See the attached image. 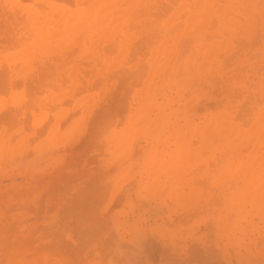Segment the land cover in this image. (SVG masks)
Listing matches in <instances>:
<instances>
[{
	"label": "rangeland",
	"instance_id": "rangeland-1",
	"mask_svg": "<svg viewBox=\"0 0 264 264\" xmlns=\"http://www.w3.org/2000/svg\"><path fill=\"white\" fill-rule=\"evenodd\" d=\"M3 37L4 36L0 35V39H1L0 41L5 40V39H3ZM0 44H2V42ZM71 53H74V52H71ZM71 53H70V55H71ZM57 54L59 56L58 61H56L58 58L56 60L54 59L53 61H51L52 59H50V61H49L44 57L48 64H53V66H54L53 68H55V69H53V68L50 69V70L54 71L53 73H52V71L50 72L48 67H46L47 63L44 62L45 60L43 61V59L39 60L42 63V65H41V63L38 62V64H40V65H37V67L39 68V66H42L43 68H46V70H47V72H49V74L52 73V74L59 75L62 73V75L64 74V76L68 75L67 71L69 70V72H70V70L75 68V65L77 66V62H76V60H74L76 57L75 58L73 57V56H75L74 55L75 53L73 55H71L72 57L70 56L72 58L70 61H72V62H69L70 64H68V67L70 65L74 64V62H76L74 65H72L71 68L70 67L68 68L66 66L67 63L66 64L63 63V62H65L63 58H65L66 55L64 57H62V54H59V53H57ZM60 55H61V58H60ZM49 56L47 57L48 59L51 57V56L50 57ZM55 56H56V52H55ZM67 56H68V54H67ZM53 58H55V57H53ZM68 58H69V56H68ZM68 58H65V60L69 61ZM77 59L81 60L80 58H77ZM92 59H89V57L87 58L85 56L84 60H81V61H84V63H82V65H84V64L85 65L82 66V65H80L81 63L79 62L80 63V64H78L79 66L76 67L78 70L80 68L81 71L80 70L76 71L75 69H73L78 73V76H77V73H73L74 71L73 72L71 71L74 75L76 74L75 76H77L78 78L75 76L73 77L72 76L73 74L69 73L68 76H70V74H71V76H72L71 78H73V80L70 77L68 78V76H65V77H67L68 81L65 80V78L63 79V81H61L62 83L67 81V84L63 83L64 84L63 85L58 80L59 78L60 79L63 78V77H61V75H59L58 78L55 75L52 77L49 75L51 77V80H49L50 77L48 76L49 77L48 80L50 81V82L48 81V84L53 90L47 85V83H46L47 81H45V80H47L46 77L44 80V76H46V75L43 74V77H39L42 75V73H39V74L36 73V72H39V70H40V72H42V70H41L42 67L39 68V70H38V68L36 67L35 64L32 65V67H30L31 70L36 71V69H37L38 71L32 72L29 68L28 71L30 70L32 72V74L30 71L26 72V73H28L32 76L35 74V77L33 76V78H35V79H36V77L39 78L37 83H40L41 85H43L41 82H39V80L40 81L43 80V83H44L43 87L37 83L35 85L34 82H36V81H34V79H33L32 85H33V87L35 85L36 89L38 90V93H40V94L34 93V91L36 89L33 88L34 91L33 90L30 91V92H32V93H30V96L32 98L27 97L28 95H26L27 93H29L28 92L29 89H27V88L32 89L30 83H29L30 87L28 86L27 83H26V86H28L27 88L24 85L25 82H27V81L31 82V80H25V79L19 78V82H18V78L14 77V75L16 74L17 71L14 72L15 73L14 75H11V73H13L12 70H16L15 66H14L15 69L12 68V70L10 67H6L5 65H3V67L0 66V68L1 67L3 68V69H1L3 71L6 68L4 72L0 70L1 71L0 77H2V74L6 73V70H7V72H8V70H11V73H7V75L4 74L6 76L5 78H8V79H5V85H1L2 82L0 83V89H4L2 91L0 90V92H2V93H0L1 94L0 99L1 98L3 99V102L0 101V103H1V106H0V131H2L3 128H7V127H4L6 125H9L8 128L9 127H10V129L12 128L11 130L9 129V131H7V132L6 131L3 132L2 139H1V133H0V139H1L0 144L3 146H5L6 144L8 145V147H6V149L4 148L5 151L3 149V151H4V152L2 151L3 154H2V152H0V239H1L0 240V264H264V208H262V207H264V199H261L259 202L260 197L255 196V197H252L250 199L252 202L250 200L248 201V203L246 202V200L245 201L242 200V203L238 202L239 205L243 204V202L244 203L246 202L247 205L245 204V206H246L245 209H249L247 211L245 210L246 212L243 210V212H245V213H242V211L240 212L241 218L239 215H238V218H240L241 220L236 217L237 215L235 214V212H236L235 208H234V210H232L233 205L236 204L237 199H239V198H236L237 195H234L237 191L235 190L236 192L234 194L232 192H234V189H236L237 186L239 189L243 186L242 182H244L243 180L245 179V178H243L244 176H242L243 173L240 172L241 175H240V173L238 175V173L235 174L236 172H234L232 174L233 177H230V176H232L229 174L230 171H228V170H227L228 172L225 171L229 175L227 174L228 176L225 178L222 176L223 180L220 178L222 180L221 181L222 183L218 182L219 184L218 183L216 184L217 181L213 180L215 182L214 185L216 184L215 186H213V183L211 180L212 185H210V187L213 186L210 190L211 192L209 191L210 193H207V195H205L206 189L205 190L202 189V191H205V193L203 195V193H201L199 191L201 190L200 188H202L201 185L204 186L205 182L208 181L207 180L208 175L211 173H212L211 175L218 174V173L213 172L214 168L213 167L211 168V166H210L211 164L208 167L207 161H209V160H207V159H204V162H206V163H203L202 161L200 162L201 165H199V163H198V165L200 167L203 165L206 166L204 170L207 171L208 169H206V168L210 169V170H208V172L203 171L205 174L208 173V175L206 174L204 176L203 172H202L203 174L200 173L201 175H199V176L203 175L204 176V177L202 176L203 178L200 177L198 179V177L197 178L195 177V181L197 179H198V181L199 180L205 181V182L199 181L198 186L196 184H194L195 181L193 183V179H194L193 175H191L192 177L189 176V177H191V179L193 178L192 180L187 177L188 175H190V173L194 174L195 176H198V174L196 172L194 173V171H191V172L188 171L189 172V174H188L186 172L185 168H183V170H185V171H182L181 166H179L180 164L179 165L177 164L180 167L179 169H178L176 164H174L176 168L171 166L172 169L174 168L173 171H175V172H176V169H178L177 170V171H179L178 174L177 173L172 174V173H174L173 171H171L172 169H170V171L172 172V173H170L168 170L169 168L167 169V167H166L167 165L163 164L162 168H164V165H165L164 170L165 171L168 170L169 173L167 172V175H164L163 173H165V171H162V168H160L163 173L159 175L160 176L159 183H158V177L159 176L155 175V177L153 179V177H151L152 175L150 176L151 173H149V171H146L147 169L144 168V166H142V162H143L142 160L143 159L145 160L146 156H148V154L150 152L149 150H152V149H150L151 146H149V140L147 138V135L150 136L151 134H154L156 132L157 133L154 135H157V137L154 135H152L150 137L148 136L150 138V141H152V142H150V144H154L155 141L153 142V140L151 139L154 136L155 138H153V139H155L157 142H159V147H160V145H161V147L160 148L158 147L159 149H157L158 144L156 145V149H155L156 152L154 151L156 154L151 151L153 153L155 159H152L151 157H149V159H152L149 161V159L147 157V159H148L147 161H149L150 164H151V162H153V161L155 162L156 160H157V162H158V160L160 162L159 157H161V155L159 152L162 151L161 154L166 152L165 150L168 146V144H166L167 142L170 144L168 149H169V151H171L173 149L171 144H174L177 140H180L179 142H177V146L175 145L176 146L175 149L177 150L178 146L181 145L180 149L184 148V149L189 150L190 157H191L190 160L192 162H194L193 159L195 160V155H196L198 160H199V158H201L200 156L203 154L201 151H203L204 154H205V151H206V153H209V151H211L210 153H212L213 148H216L215 147L216 143H214V142H216L217 141L216 139L219 138L218 135L216 136V134H214L215 138L213 137L211 139V141H210V137H209V141L208 140H207V142H206V140L204 141L203 139L204 138L206 139L208 137V135L212 136V135H210V133H212V131H209V130L207 131V129H206V132H205L204 131L205 129L203 130V127L205 125L202 126V125H200V122H199V121L202 122L203 120H201V119H203V118H204V121L207 120V118H205V116L203 114H201L200 111L204 108L205 105H208L211 102L208 99V97L205 95V93H206L205 89L208 88V83L210 81V78L207 77L208 80L205 79L203 82H196L195 83L196 84V91L201 93V94L203 92L205 97L204 96L202 97L201 94H198L197 95L198 100H196V99L192 100V102L194 101L192 103V105L190 103V106L185 107V103L188 104L187 101L190 102V98H194V97L193 96L190 97L189 93H187L186 90H184V88H182L181 90L179 89L180 90L179 91L176 87L172 86L171 84L169 86L167 82H164V79H167L166 77H170V75L172 73L171 68L173 65V59L170 57H164L161 61H155V64L152 67L151 73H149L150 72L149 69H151V65H153V64L148 63L150 65L149 66L147 63L142 61L144 63V66L146 64V66L148 68L149 67L150 68L147 69V67H145V68L143 67L146 70H140V71H145L146 73H145L144 78L138 82V85H139V83L141 84L146 78L148 79L150 76H151V78H149L150 80L148 79V82H149L148 84L145 83L146 85L144 86V89H143V91H144L143 95L141 93L142 90L140 89L141 92L139 94H141V97L145 99V100L143 99L144 101H143V104L141 105L142 101L140 102V104L137 102H139V99L142 100V98L140 96H138L139 98L138 97L136 98V96H135V94L137 95L138 92L140 91V90L136 89L137 88L136 87L137 86L136 81L138 78L135 79V77L134 78L131 77V78H133V80L134 79L136 80V81L134 80V82L136 83L135 84L136 86H134V85L130 86L129 85L130 89H132V90L136 89L137 93L134 92V90L133 91L131 90L132 93L130 92V94H128L129 97H128V95H125L126 94L125 91H120V90H122L123 88H124L123 90H125V88L128 87L127 84L131 83V81H133V80H131V78H130L131 81H129L127 79L129 82L124 84L123 81L121 83H117L118 81L116 82V78H115V77H118V78L120 77L118 75V73H120V72H118V71H120V69H122V67L126 68L125 70L130 69V65L132 63H127V64L118 63V65L116 63L115 66H117L118 71L115 70L116 68L113 69L112 66H111L112 68L111 67L109 68V66L107 67L105 65L104 68L102 67L103 70L101 71V69L96 65L97 62L95 63L93 60L92 63L91 64L89 63V65H88L90 67H92V66L94 67V71L90 72L93 69H91V68L89 69L86 64L88 63L87 62L88 60L91 61ZM168 59H169V61H168ZM170 59L172 60V62L170 61ZM62 60H63V62H62ZM163 61H167L166 63H168V66L170 65L169 71L166 70V69H168V66H167V64L165 65V63ZM58 62L61 65L63 63L64 69L67 68L68 70L66 69L65 72H63L64 71V70H62L63 67L60 68L59 67L60 64ZM33 63H35V61H33ZM43 63H46V64H43ZM56 63L58 64V66ZM143 63H141L142 66H143ZM161 64H163V66L161 68H159V66H161ZM29 65H28V67H29ZM99 65H101V64L99 63ZM125 65H126V67H125ZM4 66H5V68H4ZM33 66H35V67L33 68ZM56 66L58 67V69H56L57 68ZM139 66H140V64H139ZM119 67H121V68L119 69ZM133 67L134 66L131 67V70L132 69L134 70L135 67L134 68ZM17 68H18V71H19V69H21V67L19 68V65L17 66ZM155 68H157V69L159 68V70L156 69L158 71V73H156V74H155V72H156ZM99 69H100V72H98ZM108 69H111L109 71V73H111V74L114 73L115 77H114V74H113V76L111 75V77H107V75H110V74H108ZM112 69L115 70V72L112 71ZM84 70H87V71L89 70V71L87 73V72H84ZM125 70H124L125 73L124 72L123 73L125 75H127ZM140 71H139V73H140ZM43 72H45V70H43ZM80 72H82V74H84V73H87V74H84L82 76V74ZM94 72H95L96 76L94 75ZM102 72H103V74H105L107 72V74L103 75ZM116 72H118V73H116ZM127 72H128V70H127ZM136 72H138V71H136ZM91 73H92V76L90 75ZM121 73H122V71H121ZM134 73H135V71H134ZM152 73H153V75H152ZM23 74H24V72H23ZM130 74H131V72H130ZM20 75H21V73H18V77ZM30 75H27V76H29L31 78ZM85 75H87V76H85ZM156 75H159V76H156ZM165 75H167V76H165ZM89 76L91 78H89ZM132 76H135V75L132 74ZM92 77H93V79H92ZM121 77H123V76L121 75ZM121 77H120V79H121ZM136 77H137V75H136ZM24 78H26V76ZM40 78H43V79L41 80ZM52 78H53V80H52ZM97 78L101 79V80H98ZM109 78H112V79H109ZM123 78L125 81L126 76ZM186 78H187V76H186ZM78 79H80V80H78ZM88 79H90V81ZM94 79H96V80H94ZM156 79L159 81L156 82ZM3 80H4V77H3ZM20 80H21V82H20ZM56 80H58L59 82L58 81L55 82ZM71 80L72 81L77 80L79 83L77 81H75L74 83H78L76 86V84L71 83L72 82ZM13 81H14V83H12ZM91 81H95L97 83H93ZM119 81H121V80H119ZM68 82L71 83V85H68ZM87 82H89V85H91V86H87ZM16 83H17V85H15ZM18 83L20 85L22 83L23 84L21 86H19ZM84 83H86L85 84L86 87H85ZM101 83H103V84H101ZM116 83H117V85H116ZM122 83L124 84V86H122L123 85ZM151 83H152L151 88H149V90H147L148 87H150L149 85ZM166 83H167V85H166ZM203 83H205V86H207V87H205L203 85V87H205V89L202 88L201 84H203ZM2 84H4V83H2ZM56 84L58 86H61V87H59L60 90H58L59 88H57L58 86H56ZM119 84H121V85H119ZM132 84H134V83H131V85ZM81 85H83V87L85 89L83 87H81V89H79ZM92 85H94V86L92 87ZM104 85H106V86H104ZM125 85H127V86L125 87ZM158 85H159V87H161L160 88V89H162L161 91L158 90L159 89ZM15 86L19 87V89L18 88L16 89ZM24 86H25L26 90L23 88ZM103 86H104V88H103ZM162 86L164 88L167 87V88H165L166 90L163 89ZM53 87L56 89H54ZM75 87L77 88L78 93L80 92L79 90H82V89L86 93L82 91L83 93L82 92L79 94L77 93V95L75 97H72L74 95L71 96V93H72L71 90H73V89L75 90L76 89ZM87 87H88V89H90L89 87H91V90L86 89ZM138 87L143 88L142 84ZM42 88H43V91H42ZM169 88L172 90V91L170 90V92H173V93H175V90L177 89L176 93L174 94L175 97L173 96V93H171V94L169 93V91H168ZM10 89H11V91H10ZM67 89H68V91L65 92ZM6 90L8 91V93L6 92L7 94L5 93ZM37 90H36V92H37ZM118 90L120 91V93L123 92L125 96L119 95ZM20 91H21V93H19V96H20V94H22V91L24 93H25V91L27 92L24 95L22 94L23 97H20L19 98L20 100L17 98L19 96H16V99H18L20 103L17 100H14V101L12 100V102L10 101V103H12V104H10L9 99H8V101L5 100V98H4L5 94L8 95L9 93L12 92V94L15 95V94H18V92H20ZM99 91H101V92L98 93ZM155 91H156V94H158L159 92L160 93L158 95H156L154 93ZM58 92L60 93V95L57 94ZM75 92L73 91V94ZM149 92H151V96L149 95L150 94ZM51 93L52 94L55 93L54 94L55 96L52 95ZM62 93L64 96H62ZM67 93H69V94H67ZM88 93H90V96L92 97V99H90L91 97H89V99L91 100V103H90V100L88 99L87 102L89 101V103L84 102L85 103L84 104L82 102L83 103V104H81L82 106L76 108V109H78V111H76V109H74V108H71L73 103L75 104V100H78V98L81 97L82 95H84V96H82L84 99V97H86L85 95ZM168 93H169V95H171V97L168 95ZM31 94H33V95H31ZM50 94H51V96H53V98L51 97L52 99L50 98V101H49L48 96H50ZM56 94L58 96H56ZM92 94H94V96ZM145 94H146V96H145ZM152 94H154V95L152 96ZM161 94H163V97L164 96L167 97L166 101L164 99L165 97L162 99ZM166 94H167V96H166ZM132 95L134 98L132 97ZM9 96L10 95H8V98H9ZM36 96H37L38 101H36V99H35ZM56 97H57V100H56ZM120 97L124 98V101L122 99L120 100ZM148 97H151V98H148ZM154 97H156L157 99ZM172 97H173V99H172ZM113 98L115 101L113 100ZM117 98L120 100V102L122 101L121 105L122 104L124 105L126 103V106L124 105L125 112L131 111L130 112L131 115H132V113L137 111L136 109H141L144 106L147 109L149 108L148 111H151L149 113H148V111H144V109H143L144 112L142 111L143 114L148 115V116H146L147 120L146 119L143 120V118H142L143 114L141 115L142 119L138 117L139 119L137 118L138 120H135V116L132 119L130 118L131 120H133V119L135 120V121L134 120L132 121L133 123L128 118V121L130 122V124L132 123L131 126H130L129 122L125 120L124 122H128V124L126 126L129 127L130 130L132 128H135V129H137V127L139 128L140 124H142V122H145V120L149 121V122L150 121L154 122L151 124L149 123L150 125L147 124V125H149L147 127L143 126L145 129L147 128L146 132L142 130L143 131L142 133L137 134L138 135L137 139H139L141 142L136 140L137 144H135V142H134V138H136L135 135L131 136V138H129V139L127 137V141L128 140L130 141L133 138V140L130 141L128 143V145H127V142H125L126 138L124 139V143L127 145L126 146L127 150L124 149L125 147L123 148L125 151L124 152L125 154L121 153L122 152L121 148L123 146L121 147L119 145L120 148H118V146L115 148V146L117 144H119L118 139H117L118 137L116 138V137L111 136V132H112L111 126H113V128L116 130L118 128H121L122 126H125L122 119L124 120L129 116L128 113L126 114L124 112L123 108H121V110L118 109L119 112L117 110H115V109H117V108H115V107H117L116 104L119 101ZM131 98L133 99V101ZM169 98H171L173 100V102ZM6 99H7V96H6ZM26 99L27 100L33 99L31 101H35V102H32L35 105L33 106L32 103H29V105H30V107H29ZM44 99H46L49 102V104L47 101H45L46 104H44V102H43ZM69 99H70V101H68ZM106 99H107V101H106ZM178 99L180 101H178ZM41 100H43V101H41ZM79 100H81V98H79ZM112 100H113V102H112ZM161 100H163V101H161ZM169 100L172 103L169 102ZM4 101L6 103H4ZM60 101H61V103H60ZM63 101H64V103H63ZM196 101H198V102H196ZM28 102H30V101L28 100ZM146 102L148 104H146ZM165 102H166V106H164V108H163V105L165 104ZM181 102H183V104ZM36 103H38V104L36 105ZM177 103H179L180 106L182 104V106L180 107L179 104H177ZM112 104L114 105L113 109H112V106H113ZM137 104H139L141 106H139ZM193 104H195V105H193ZM7 105L10 106V108ZM38 105L40 107H38ZM106 105L107 106L112 105V106L110 109H109V107H107L108 109H106L105 108ZM136 105L138 107L135 108L134 109L135 111H134L133 108ZM155 105L157 107V110L154 109ZM24 106H26V107H24ZM42 106H44V109L48 108L47 109L48 111L42 109ZM56 106H57V108H56ZM67 106L70 107V111H69ZM151 106H154L153 111L150 110ZM160 106H161V108H160ZM195 106L197 109L194 108ZM166 107H167V109H166ZM191 107L194 109H192ZM63 108H65V109H63ZM146 108H145V110H146ZM169 108H170V111L168 110ZM190 108H191V110H190ZM198 108H200L201 110ZM11 109H12V111H11ZM23 109H25L26 112ZM61 109L65 112L61 111ZM71 109H73V110H71ZM103 109L108 110V111L103 112ZM30 110H34V111H30ZM43 110L45 112H47V113H45L47 116L43 115L42 118H38V120L36 122H33V120L35 119V118L33 119V116L36 117L40 113L39 117H41L43 112H40V111H43ZM53 110H54V112H56L55 110H58L56 113H60L59 112V110H60L64 114L62 117H60V115H58L60 117L59 119L55 118L56 116L53 117L54 116ZM110 110H112V111L110 112ZM114 110L117 114H115ZM132 110L134 112H132ZM27 111L30 112V114ZM66 111H67V113L70 112L71 115H74V116H71L70 113L67 114ZM100 111L102 112V114ZM140 111H138V112L140 113ZM160 111L167 112V113H164V112L161 113L159 116L160 118L162 116H163V118H165L164 117V116H166L165 114H167V115L169 114L168 116L170 118H168V116H166V118L164 120L161 118L162 121H166L167 123L166 122H160V120H159L160 118L156 117L157 116L156 112L158 113ZM191 111L193 112L192 115H191V113H192ZM8 112H12V114H9ZM31 112H33L34 114L32 113L33 115H31ZM48 112H49V115H48ZM99 112H100V115H103V118L105 117L103 113H105V115L108 114L107 116L111 117V118L109 117L110 118L109 122H111V124L114 122V125H109L108 123H106L109 125L110 128H108V131L106 129V132L103 131L104 132L103 134L106 133L105 136L99 137L100 141H102V143H103V141H106L101 146L103 149L102 151L100 150V147L96 148L97 146H99L101 144L95 143L96 144V146H95L92 143V140L95 138H93L92 140L90 139L91 138L90 134L94 135L92 132L93 130L91 131V128L93 127V129H95V128H98V126L97 127L93 126L94 122H92V126L90 128L89 124H91V121H93L94 118H97V117H99V119H100V117L102 118V116H100V115L98 116ZM153 112H154V114H153ZM22 113H24V114H22ZM111 113H112V115H109ZM119 113H120V115H118ZM123 114H124V116H123ZM179 114H182V115H179ZM200 114H201V116H203V118L200 116ZM11 115H13L14 117ZM23 115H26V118H23L24 117ZM85 115H86V117H85ZM90 115H91V117H90ZM96 115H97V117H96ZM145 115H144V117H145ZM183 115L185 116V118L182 117ZM197 115H199L200 117ZM81 116L84 118H82ZM107 116H106V118L108 119ZM154 116L156 117V120H155ZM171 116H173V118ZM191 116L196 117L199 121L194 117L191 118ZM77 117L80 119V121H81V118H82V120L84 119L85 121H81V122L79 121V123H78L77 122L78 120L76 119ZM123 117H125V118H123ZM4 118H5V120H4ZM74 118L76 119V122H77L75 129H77L78 132L75 131L76 132L75 133L73 130L74 134H70V135H72L73 138L75 135V139H74L75 141L72 142L73 138L71 136L70 139L72 141L70 139H69V141H66V142H68V144L66 145L65 151H63L62 147H64V144H66L64 141V139H65L64 137L67 135L66 134L67 131L64 132V130L69 127V124H71L70 126L73 127L72 124L76 123L74 121L75 120ZM92 118H93V120H92ZM175 118H177L178 120H176ZM46 119H47V121H46ZM63 119H65L66 122L62 126H60V122H62ZM105 119H103V121ZM111 119L114 121L112 122ZM148 119H150V120H148ZM157 119L159 121H157ZM179 119H182V120L186 119V120L184 122V121H181ZM190 119H192V120H190ZM194 119H195L196 123H194L195 122ZM139 120H141L140 124L137 122ZM174 120H175V122H174ZM72 121H73V123H72ZM100 121H101V119H100ZM100 121H98V122L100 123ZM171 121H173V125H172ZM177 121H179V123L181 125L183 124L182 126H184V127L189 128V126L190 127L195 126V127H191V130H192V128H194L196 130V128H198L196 125H200V128H198L197 130L198 131L202 130V131H200V132L196 131L197 132L196 135H198L199 133L200 134H202L204 132L205 133L202 136L198 135L195 137L193 134L196 132L193 129L194 133L191 132V134L192 133L193 134L188 135V133H190V131L188 133L186 131H182L184 127L182 128V126ZM1 122L3 123L4 126L2 125ZM53 122L56 123L54 125H56L57 127L56 126H54V127L58 128L57 130L60 131V134H62L63 132H64L63 134H65L64 137L62 136L63 135L62 134L61 139L59 138L60 139L59 141L61 142L63 140L62 141L63 143H60L59 141H57V142L53 141L54 142L53 143L51 141L53 139L50 140V138L46 139V137H45L46 134L47 135L50 134L48 132H49V128L53 126ZM58 122H59V124H58ZM83 122H86V123H83ZM136 122L138 123V125L136 124ZM198 122H199V124H197ZM33 123H34V126H33ZM95 123H97V122H95ZM102 123L104 124V122H102ZM159 123H160V125H158ZM161 123L162 124L164 123V126H163L164 130H162L160 127ZM170 123L172 125V128H169V127H171V125H169ZM174 123H176L177 125L179 124V126H177L176 124L174 125ZM189 123L191 125H189ZM87 124H88L89 129L86 128ZM119 124L121 126H119ZM204 124H206V123L204 122ZM95 125H97V124H95ZM108 125H107V127H108ZM132 125L135 127H132ZM168 125H169V127H168L169 129L166 127ZM101 126L103 127L102 124H101ZM116 126H118V127H116ZM151 126H152V128H156L155 126H157V128H159V130L157 129L158 131H155L154 133H152L151 132V130H152ZM175 127H177V128H175ZM174 128H175V130L178 128L181 129V130L179 129L180 131L178 130L179 134L183 133L182 135H184V133H186L185 136L189 137V138H185V137L184 138L189 139V140H185L187 142H190L189 144L187 143L189 145V147H186V146H188L186 144V142H184V143L181 142L184 140H182V137H181V139H179L180 138L178 136L179 134H177L178 133L177 130L174 131ZM188 128H185L184 130H186ZM85 129H87V130H85ZM99 129H101V128H99ZM135 129H133V131ZM14 130L17 133L16 132L14 133ZM101 130H105V128L101 129ZM139 130H138V133H139ZM149 130H150L151 134L147 133V132H149ZM160 130H162V132H159ZM166 130L167 131L170 130L169 132H171V133L174 132L173 136L171 135V133L167 132L168 135H171L173 137L172 139L175 138V133H176L177 140H176V138L174 139L175 141H171V140L167 139L168 136H167ZM188 130H190V129H188ZM90 131H91V133H90ZM135 131H137V130H135ZM135 131H134V133H135ZM95 132L98 133L97 131H95ZM107 132L108 133L110 132V136H111L110 139L109 138L108 139L103 138V137H107V134H108ZM144 132H145V134H144ZM207 132H209V134ZM146 133H147V135H146ZM213 133H215V132H213ZM103 134H101V135H103ZM129 134L132 135L133 133H129ZM158 134H160V135H158ZM139 135H141V137ZM143 135L146 137H144ZM163 135L164 136L166 135L167 138H164ZM48 136L50 137V135H48ZM78 136L81 137V139H79ZM94 136H97V134ZM114 136H116V134ZM161 136H163V137L161 138ZM171 136H169V137H171ZM192 136H194V138L196 140H194V138ZM143 137L148 141L147 143ZM190 137H192V139ZM198 137H200V139ZM11 138L13 139V141ZM44 138H45V140H44ZM115 138L117 141L116 143L114 142ZM163 138L165 139L164 141H163ZM17 139L21 142V144L19 141L18 142L16 141ZM89 139L91 140V143H90V141H88ZM119 139H120V137H119ZM122 139H123V137L119 141L120 142L122 141V143H123ZM158 139H160L162 142L158 141ZM97 140L98 139L96 138V141L95 140H93V141L97 142ZM144 140H145V142H144ZM166 140H168V141L166 142ZM214 140H216V141H214ZM4 141H6L5 145H4ZM169 141H171V142H169ZM201 141L202 142L204 141L205 143L204 142L203 143L207 144V146L205 145V149H202L199 153L198 150H200V147L201 148L204 147V146H202L204 144L201 143L199 149L197 150V146L200 144ZM262 141H264V135H262V134L260 135V133H259V135H256V137L252 140V143L255 144L254 147L255 148L257 147V149H256L257 155L259 152H261L260 154L264 153V144H262L264 142H262ZM50 142L52 143L51 145H53L54 148H53V146L51 147ZM70 142H72V143H70ZM192 142L195 143V145ZM197 142H198V144L196 145ZM14 143H15V146H14ZM55 143L56 144L60 143L62 146L59 144V147H58L57 145H55ZM108 143L109 144L112 143V146L109 145ZM138 143L141 145H139ZM181 143L186 148L182 147ZM48 144H49V146H48ZM147 144L149 146V150H148V148L145 149V147H147L146 146ZM164 144H166L167 146L165 147ZM191 144H193V146ZM154 146H155V144H154ZM111 147L115 148L116 151H118L117 148L120 149L121 151L120 150L119 151L123 155L121 156L120 153L116 152L117 156L114 155L116 158L112 159L114 157H112L111 153L113 152L112 150H114V149L110 150ZM128 147L131 150L128 149ZM136 147H138V148H136ZM141 147H143V148H141ZM162 147H165V149L163 148L160 151V149ZM191 147H192V150H191ZM194 147H195V149H194ZM18 148H20V149H18ZM134 148H136V149H134ZM244 148L246 149V147H244ZM108 149L112 152L108 151ZM184 149H181V150H184ZM245 149H243V147L242 148L240 147V149L238 148L237 150L235 149V151L233 150L234 151V152L232 151L233 153L229 152V155H228V153H224V154L219 153V156H221V154H222V155H225V157H226V159H225L223 156H221L220 160L218 159L219 161L217 159L214 160V158H216V157L212 158L213 154H214V156L218 155V153H216L217 151L215 152V149H214L212 156L210 155L209 158H212V160L214 162L215 161L217 162V163H214L210 159V161L213 162V164H214L213 166H216V168H215L216 171L220 172L221 171L220 168L222 169V166H223L222 163L225 164V161H227V163H229L228 165H231V164H233V162L237 163L236 161H239L241 159L245 158L244 160H246L248 152H246L247 150L245 151ZM128 150H130V151H128ZM176 150H174V151H176ZM187 150H185V151L187 152ZM190 150L191 151L194 150V151L191 152ZM195 150H197L198 154L195 153V155H194ZM137 151H139V153ZM143 151H144V153L146 151L145 155H144ZM169 151L167 150V152H169ZM178 151H179V149H178ZM183 152L184 151H181L182 154H183ZM181 153L179 152L177 155V158L179 157L178 159H180V160H181L180 156L182 155ZM192 153L194 156L192 155ZM126 154L129 157H127ZM157 154H159L160 156L158 155V157H156ZM168 154H167V156H168ZM170 154H169V156H170ZM179 154H181V155L179 156ZM186 154L187 153L183 154L182 159L185 158L184 155H186ZM250 154H251V152H250ZM124 155H125V157H124ZM173 155L175 158V154H173ZM173 155L171 154V156H173ZM207 155H205V156H207ZM150 156H152V155H150ZM169 156L167 158H166V155L163 156L167 160V162H168V159L170 161V158H172V157L169 158ZM188 156H189V154H188ZM192 156L194 158H192ZM241 156L244 158H241ZM260 156H262V155H260ZM260 156H259V160L257 159L258 161L257 160L254 161V159H250L251 163L254 162L253 163L254 165L252 164L253 165L252 166L250 164V166L252 168H254L255 171H256V168H257V171H259L258 166H259V168L260 167L264 168V166H260V165H262L260 163L264 162L261 160L264 158L260 159ZM110 157L112 159L111 160L112 162H110V160H109ZM123 157L125 158L124 159L125 161L123 160ZM187 157L185 159H188ZM204 157H202V158H204ZM222 157L224 158L223 159L224 162L221 160ZM139 158H140V160H139ZM157 158H159V159H157ZM126 159H128V160H126ZM165 159H164V162H166ZM178 159H177V162H178ZM237 159H239V160H237ZM198 160H196V161H198ZM200 160H203V159H200ZM120 161L123 163H121ZM147 161H145V162L147 163ZM174 161L175 160H173L172 162H174ZM182 161L183 160H181V162ZM187 161L188 160L183 161V162H185L184 163L185 167H186V165L189 166L192 163L191 161L190 162L188 161L189 163ZM260 161H262V162H260ZM136 162H137V164H134ZM145 162H144V164H146ZM195 162H194V165L196 164ZM218 162H220L219 165H218ZM149 163H147V164L149 165ZM161 163L162 162H160L159 163L160 165L157 166L158 169H156V168L154 169V167L152 168L150 165V167H151V168H149V169H151L150 171L153 172L152 169H154L155 171L159 170ZM108 164L110 165L109 168H108ZM133 164H134V166H133ZM139 164H141V165H139ZM153 164L155 166V164L157 165L158 163H152V165ZM181 165H182V163H181ZM191 166L192 165H190V167ZM197 166H196V168H197ZM199 166H198L199 169L198 168L196 169V171H198V172L203 170ZM204 166H203V168H204ZM142 167L144 168V170ZM168 167H169V165H168ZM190 167H189V169H192ZM228 167L230 168V167H234V166L232 165V166H228ZM124 168L126 169V171ZM223 168L225 170V165ZM229 168H227V169H229ZM261 168H260V170H264ZM189 169H187V170H189ZM194 169L195 168H193L192 170H194ZM200 169H202V170H200ZM121 171H122V175H120ZM124 171H125V173H124ZM142 171H144V172H142ZM250 171H251V169H250ZM145 172H148L149 175L146 174ZM182 173H186L187 175L185 176V174H182ZM169 174H172V175H169ZM176 174H177V178H178V176H180V177L185 176V178L187 177L186 179H189V180L188 181L184 180V181L190 183V180H191V183H193V185L196 187V189H194V191H191V189L193 190V188H195V187L192 184L189 185V183L183 184L184 183L183 180L181 181V182H183L182 183L183 188H182V185H181V187H179L178 186L179 179L181 180L182 178L177 179ZM141 175L142 176L145 175V176H143L145 179H143L141 177ZM223 175L226 176L225 173ZM218 176L220 177V175H217L216 177H218ZM162 177H165V179ZM167 177H168V179H167ZM209 177L212 179L211 176H209ZM216 177L214 176L213 179H215ZM239 177H240V179H239ZM127 178H128V180L126 182H124L123 180H126ZM205 178H206V180H204ZM210 178H209V181L207 182L209 184H211ZM162 179H164V182L162 181ZM175 179H176V181L178 180L176 183L177 185L174 182ZM238 179L240 180L239 183L237 182V181H239ZM262 179H264V178H262ZM169 180L173 181L171 183L172 184L171 187L169 184L170 183ZM216 180H218V179H216ZM235 180H236V182H235ZM253 180L254 181L250 180L249 183L252 182L254 184L255 179H253ZM121 181H123V183ZM167 181L169 183H167ZM137 182L140 183L141 185L138 184ZM149 182H152L153 186H155L157 184H159V185L152 188V185ZM160 183H161V185H160ZM252 183L250 184L251 186L253 185ZM261 183H264V181H262ZM163 184H164V190H162V188H161V187H163ZM209 184H207V185H209ZM186 185L189 186L188 188H190V191L193 195H197L199 193L202 194L203 197H201V195H200L199 200H202L200 202H202L203 206L206 208L207 212H205V208L202 206L204 208V209L203 208L202 209L204 210V212L206 214H204L203 211H201L202 210L201 209L202 204L198 203L199 200L195 199L196 203L193 202L194 201L193 198H195V196L192 197L193 195L190 194L189 196H191V197H189L187 194H183L186 191L188 194L190 193L188 191V189H186L187 188ZM125 186H127V187H125ZM134 186H136V187H134ZM149 186H150V188H149ZM184 186L186 188H184ZM218 186H219V188H218ZM233 186L234 187L236 186V187L233 189ZM146 187H148V188H146ZM167 187L171 188L170 189L171 192H170L169 188H167ZM220 187H223V188H220ZM261 187L264 188V184H262ZM128 188H130V189H128ZM132 188L134 189L133 190L134 193H132L133 192L131 190ZM151 188H152V192L155 191L154 193H152V192L150 193ZM172 188H173L174 192L176 190L177 194L181 197L183 196L182 198H184V199H182L181 197H180L181 200L178 199L179 197L176 198L177 194L175 193L176 194L175 199L177 201L178 200H180V201H178V202L174 201L175 199H173L171 196V195H174V192H172ZM213 188L216 190H219L218 193L220 192V189H222L224 192L221 191L218 194L216 190L215 191L213 190ZM125 189H126V191H124ZM138 189H139L141 195L139 194V191H135ZM148 189H149V191H148ZM185 189H186V191H185ZM141 190H142V192H141ZM129 191L131 193H129ZM158 191H160V193ZM161 191H164V192L161 193ZM182 191H183V193H182ZM180 192H181V194H180ZM194 192H196V193L199 192V193L196 194ZM207 192H208V189H207ZM240 192L241 191H239V193ZM126 193H128V195ZM157 193H159L160 199L158 198L159 196ZM170 193H173L170 195L171 197L169 196ZM227 193L228 194L232 193L234 195V197L236 198V200H235L236 202L235 201L229 202L230 197H232L233 195L229 194L230 196L228 198V197H226ZM166 194H168L169 197ZM208 194H210V195H208ZM224 194H225V196H224ZM126 195L129 198H127ZM185 195L187 197H189L190 199L185 198L186 197ZM212 195H214L215 198H217V199L220 196L221 197L219 199V202L216 199L217 203L215 205V207H216L215 209H217V210H213L216 214V217H213V216H215V215H213V216H211L212 217V219H211V217H209V216L211 215L210 212L212 210L209 211L208 209L209 208L214 209V206H213L214 205V202H213L214 196L212 197ZM163 196L164 197L167 196V197L165 199H163ZM204 196L206 198H204ZM197 197H198V195L196 196V198ZM232 198H231V200H232ZM240 199H242V198H240ZM240 199L238 201H240ZM255 199L258 200V202ZM169 200H173V201H169ZM183 200H185V201H183ZM157 201L159 202L158 204H157ZM208 201L210 204L208 203ZM160 203H161V205H160ZM189 203H192L193 205H191V204L189 205ZM206 203H207V205H206ZM211 203H213V205H211ZM126 204H128V206ZM165 204H167V205H165ZM195 204H197V206L199 204L200 208L197 207ZM217 204H219L218 206L221 205V207H218L219 209L217 208ZM248 204H250V208H249ZM188 205L190 207H188ZM239 205L237 206L238 208H239ZM240 206H242V205H240ZM207 207H208V209H207ZM231 207H232V209H231ZM227 208L228 209L230 208L231 211L234 212V215H232V212L230 210L227 213V211H228ZM183 209H184L185 214L189 212V214H191V215H189V214H186V215L183 214V216L179 215V213L180 214L184 213V212H182ZM223 209L224 210L227 209V210H225L227 215L225 216L224 220H222V218L219 219L220 216H219V214H217L218 211H222ZM139 211H142V213ZM191 212L197 213V215H196V213H195V215H193L196 217V219H195V217L192 216L193 213H191ZM209 213H210V215H209ZM244 214H245V216H243ZM250 215H251V217H250ZM189 216L191 218L190 220H189ZM184 217L187 218L188 220L185 219ZM147 218H149V219H147ZM171 218H173V219L171 220ZM179 218H180V222H177V223H180V224L178 226L176 221H179ZM201 218H203L202 219L203 223L201 222ZM214 218H216V219H214ZM233 219H236L237 221L233 220ZM194 220H196V221L198 220L197 223H195ZM219 220L221 222V225L223 224V222L226 223V225H227L228 221L230 224V222L232 220H233V222H231V223L233 224L236 221V224H233V225L228 224L229 229H227L225 224H224L225 227H219V224H220V223H218ZM246 220L249 221V223H247L249 225H247L248 227L245 230V227H246L245 221ZM186 221H188L189 223H186ZM174 223H176V225ZM173 225L176 226L175 230L173 229L174 228ZM213 228H214V231H213ZM210 229H211V231H209ZM171 230H173V231H171ZM168 231H170L172 233L169 232V234H168ZM209 232H211V233H209ZM212 232H213V234H212ZM244 232H245V235H244ZM210 235L213 238H211ZM217 235H218V237H217ZM216 237L218 239H215ZM249 238H250V240H249Z\"/></svg>",
	"mask_w": 264,
	"mask_h": 264
},
{
	"label": "bare ground",
	"instance_id": "bare-ground-1",
	"mask_svg": "<svg viewBox=\"0 0 264 264\" xmlns=\"http://www.w3.org/2000/svg\"><path fill=\"white\" fill-rule=\"evenodd\" d=\"M0 35H2V36H4L3 37V39H5V40H3V41H0V43L2 42V44H0V66H2L3 67V65H5L6 67H10L11 68V70H12V68L13 69H15L14 68V66L16 67V70H12L13 71V73H11V70H8V72H7V70H6V73H4L5 75H7V73H11V75H14L15 73L14 72H16V74L14 75V77H17L18 78V82H19V78H21V79H25V80H31V82H29V81H27V82H25V86H26V83L28 84V86L30 87V85H31V87H32V89L31 88H27L28 86H26V88L27 89H29V93H27L26 91H25V93H27L26 95H28L27 97H30V98H32L31 96H30V93H32V92H30L31 90H33V88L34 89H36V87H35V85H36V83L38 82V77H36V79L35 78H33V76L35 77V74L32 76V75H30V74H28V73H26V72H29L30 70H31V68L30 67H32V65H36V67H37V65H40V64H38V62L39 63H41L39 60H41V59H43V61L45 60V58L47 59V60H49L50 61V59H52L51 61H53L54 59L56 60L59 56H58V54L57 53H59V54H62V57H64L65 55V58H68V56H69V58H68V60L69 61H67V60H65V58H63L64 59V61L65 62H63V60H62V62L64 63V64H66L67 63V67H68V64H70L69 62H72V61H70L72 58V56L71 55H73L74 53V55L75 56H73L75 59L74 60H76V62H77V66H79L78 64H80V65H82V63H84V61H81V60H84V58H85V56L88 58L89 57V59H92L91 61L90 60H88L86 63V65L88 66L89 65V63L91 64L92 63V61L94 60V62L96 63V65L101 69V71L103 70L102 69V67L104 68L105 67V65L108 67L109 66V68L112 66L113 67V69L114 68H116L115 70L116 71H118V69H117V66H115L116 65V63H117V65H118V63H123V64H127V63H132L131 65H130V69H127L128 70V72H127V70H125L126 68H123L122 67V69H120L121 67H119V69H120V71H118V72H120V73H118V72H116V73H118V75L121 77V75L123 76V77H125L126 76V79H125V81H124V78L123 77H121V79H120V77L118 78V77H115V74H114V77L116 78V82L117 83H121L122 81H123V83L124 84H126L127 82H129V81H131V80H133V78L135 77V79H137V81H136V83L134 82V80L133 81H131V83H134V84H132L131 85V83H128L127 85H128V89L127 88H125V90H123L122 88V90H120V91H125V95H128V94H130V92L132 93V91L134 90H132V89H130V86H136L137 88L136 89H138V90H142V92H141V90L138 92V94L141 92L142 93V95H143V93H144V91H143V89H144V86L146 85V84H148L149 82H148V79L149 78H151V76L147 79H145L141 84H142V86H143V88L141 87V88H139L138 86H140L141 84L139 83V85H138V82L141 80V79H143L144 78V76H145V71H140V70H146V69H144L145 67H147L146 66V64H145V66H144V63L142 62V61H144L145 63H152L153 65H151V69H149L148 67H147V69H149V73H151L152 71V67L154 66V64H155V61H161L164 57H170V58H172L173 59V65H172V68H171V75H170V77H166L167 79H164V82H167L168 83V85L170 86V84L172 85V86H174V87H176L178 90L180 89H182V88H184V90H186V92L187 93H189V95H190V97L191 96H193L194 98H190V102L189 101H187V103L188 104H186L185 103V107H187V106H190V103H191V105H192V103L194 102H192V100H198L197 99V95L198 94H201V93H199V92H197L196 91V82H203L205 79H207V77L208 78H210V81H209V83H208V88L207 89H205V87H207V86H205V83L207 82H205V83H203V84H201L202 85V88H204L205 89V91H206V93H205V95L208 97V99L211 101L210 102V104H208V105H205L204 106V108L201 110L200 108H198V109H200L199 111L201 112V114H203L204 116H205V118H207V120H205L204 121V118H203V116H201V114H200V116L203 118V119H201V120H203L206 124H204V122L202 121H199L196 117H194V116H191V118H196L199 122H200V125H202V126H204L203 127V130L206 132V129H207V131L209 130V131H212V133L213 132H215V133H210V135H212V136H209L208 135V139L206 138H204L203 140L205 141L206 140V142H207V140L209 141V137H210V141H211V139L214 137L215 138V135L214 134H216V136L218 135V139H216V140H214V141H216V142H214V143H216V145H215V147L216 148H213V150L215 149V152L216 153H218V155L217 156H214V154H213V150H212V153H210L211 151H209V153H206V151H205V154H204V152L203 151H201L202 149H205V145L207 146V144H204L202 141L200 142V144L197 146V150L199 149V147H200V145H201V143H203L204 145H202V146H204V147H200V150H198L199 151V153H200V151L203 153H201L202 155L200 156L201 158H199V160L200 159H203V160H198L197 159V157H196V155H195V153H197V150H195V152H194V155H195V160L193 159V161L195 162L196 160H198V161H196L195 163V165L197 166L198 165V163H199V165H201V161L203 162V163H206V162H204V159H207V160H209V161H207V163H208V167H209V165L211 166V168L213 167L214 168V170H213V172H215V173H218V174H213L215 177L217 176V175H220V177L218 176V177H216L215 179H213V175H211V174H209L208 175V173H206L207 175H208V177H207V180L209 181V176H213L212 177V179L210 178V183H211V180H212V183H213V186H215L218 182H221L222 180H223V177L225 178V177H227L229 174L230 175H232L234 172H236L235 174H237L238 173V175H239V173L241 172V173H243V175L242 176H244L243 178H245L243 181L244 182H242L243 184V186L239 189L238 188V186H237V188L236 189H234L235 187L233 186V189H234V192H232L234 195H237L236 196V198H242V199H240V201H238L239 199H237V202L235 201L236 200V198L234 197V195L231 193H229L230 195H233L232 197L234 198H232V197H230V201L229 202H231V201H235L236 202V204L238 203V202H240V203H242V200H246V202L248 203V201L252 198V197H255V196H257V197H260V199H259V202H260V200L261 199H264V188H262L261 187V185L262 184H264V183H261L262 181H264V179H262V178H264V170H260V168H259V166H258V170L259 171H257V168H256V171L254 170V168H252L251 166H250V164L252 165L253 163H251L250 162V159H254V161L255 160H259V156L260 155H262V156H260V159L261 158H264V153H262V154H260L261 152H259L258 153V155H257V152H256V149H257V147L255 148L254 146H255V144L254 143H252V140L256 137V135H259V133H260V135L262 134V135H264V0H0ZM2 38V37H1ZM1 40V39H0ZM55 52H56V56H55ZM71 52H74V53H71ZM53 53V54H52ZM66 53V54H65ZM70 53H71V55H70ZM67 54H68V56H67ZM51 57H50V56ZM88 55V56H87ZM50 57L49 59L47 58V57ZM71 56V57H70ZM45 57V58H44ZM53 57H55V58H53ZM82 57V58H81ZM92 57V58H91ZM60 58H61V55H60ZM77 58H80L81 60H79V59H77ZM59 60V58L56 60V61H58ZM33 61H35V63H33ZM90 61V62H89ZM168 61H169V59H168ZM170 61L172 62V60L170 59ZM37 62V63H36ZM44 62H46V60L44 61ZM61 62V63H62ZM76 62H74V64L76 63ZM80 62V63H79ZM164 63H165V65L167 64V66H168V63H166L167 61H163ZM162 62V63H163ZM170 62V63H171ZM31 63V64H30ZM47 63V62H46ZM46 63H43V64H46ZM59 63V62H58ZM63 63H62V65H63ZM99 63L101 64V65H99ZM141 63H143V66H142V64ZM29 65V67H28V65ZM57 64V63H56ZM60 64V63H59ZM74 64H72V65H74ZM104 66H103V65ZM139 64H140V66H139ZM172 64V63H171ZM19 65V68L21 67V69H19V71H18V68H17V66ZM41 65H42V63H41ZM61 64L59 65V67L61 68V67H63V69L62 70H64L63 72H65V70L67 69H64V65L62 66ZM72 65H70L69 67L71 68L72 67ZM85 65V64H84ZM84 65H82V66H84ZM115 67H114V66ZM138 65V66H137ZM149 65V64H148ZM5 66H4V68H5ZM27 66V67H26ZM52 66V67H51ZM57 66H58V64H57ZM56 66V67H57ZM65 66V67H66ZM76 65H75V68H73V69H75L76 71H81V69L79 68V70L76 68L77 67ZM101 66V67H100ZM132 66H134L133 68H134V70L132 69L131 70V67ZM150 66V65H149ZM163 66V64H161V66H159V68H161ZM170 66V65H169ZM169 66H168V69H166L167 71H169ZM0 68V70L1 69H3V68ZM24 67V68H23ZM35 66H33V68H34ZM42 66H39V68H41ZM46 67H48L49 68V70L50 69H52L54 66H53V64H48L47 63V65H46ZM68 67V68H69ZM86 67V66H85ZM93 67V66H92ZM92 67H90V66H88V68L90 69H93V70H91L90 72H92V71H94V67L92 68ZM96 67V66H95ZM97 67V68H98ZM106 67V68H107ZM111 67V68H112ZM125 67H126V65H125ZM140 67V68H139ZM144 67V68H143ZM165 67V66H164ZM163 67V68H164ZM9 68V69H10ZM30 68V70L28 71V69ZM32 68V69H33ZM38 68V67H37ZM39 68H38V70H39ZM43 68V67H42ZM41 68V70H42V72H40V70H39V72H36V71H38L37 69H36V71H32V72H36L37 74H39V73H42V75L41 76H39V77H43V74L44 75H46V76H44V80H45V77L47 78V80H45V81H47L46 83H47V85L49 86V84H48V81L49 80H51V77L52 76H57V78H58V76L59 75H61V77H63L62 79H58L60 82L61 81H63V79L65 78V80H67V77H65V76H68L69 75V73H71V74H73V73H77L75 70H70V72H69V70L67 71L68 72V75H65L64 76V74L62 75V73L61 74H59V75H56V74H52L54 71H52V70H50V72L52 71V75L51 74H49V72H47V70H46V68H43L42 69ZM87 68V67H86ZM85 68V69H86ZM137 68V69H136ZM142 68V69H141ZM159 68L157 69V68H155V74L156 73H158V71L157 70H159ZM6 69V68H5ZM5 69H4V71H5ZM25 69V70H24ZM53 69H55V68H53ZM56 69H58V67L56 68ZM100 69L98 70V72H100ZM112 69V71H114L115 72V70H113ZM157 69V70H156ZM24 70V71H23ZM27 70V71H26ZM43 70H45V72H43ZM107 70V69H106ZM111 69H108V74H110V75H107V77H111V75L113 76V74H111V73H109V71H110ZM124 70L126 71V73H127V75H125L124 73ZM165 70V69H164ZM1 71H3V70H1ZM0 71V72H1ZM3 71V72H4ZM30 71V72H31ZM73 73H72V72ZM89 71V70H88ZM88 71L87 70H84V72H87L88 73ZM96 71V70H95ZM121 71H122V73H121ZM134 71H135V73H134ZM136 71H138V72H136ZM139 71H140V73H139ZM2 72V73H3ZM23 72H24V74H23ZM32 72H31V74H32ZM47 72V73H46ZM59 72V71H58ZM66 72V73H67ZM97 72V71H96ZM124 72V73H123ZM130 72H131V74H130ZM148 72V71H147ZM165 72V71H164ZM1 73V74H2ZM18 73H21V77L19 76L18 77ZM46 73V74H45ZM60 73V72H59ZM81 74H82V72H80ZM87 73H84V74H87ZM137 73V74H136ZM139 73V74H138ZM154 73V72H153ZM153 73H152V75H153ZM160 73V72H159ZM163 73V72H162ZM4 74H2V77H0L1 79V81H0V83L2 82V83H4V84H2L1 83V85H5V79H8V78H5L6 76L4 75ZM71 74H70V76H68V78L70 77H74L75 75L73 74L72 76H71ZM84 74H82V76L84 75ZM102 74H103V72H102ZM105 74H107V72L105 73ZM105 74H103V75H105ZM121 74V75H120ZM125 76H124V75ZM132 74L133 75H135V76H132ZM148 74V73H147ZM154 74V75H155ZM161 74V73H160ZM165 74V73H164ZM170 74V73H169ZM27 75H30L31 76V78L29 77V76H27ZM51 77H50V76ZM91 76H92V73L90 74ZM94 75L96 76V74H95V72H94ZM99 75V74H98ZM136 75H137V77H136ZM187 76V78H186V76ZM26 76V78H24ZM38 76V75H37ZM50 78H49V77ZM77 76H78V73H77ZM77 76H75V77H77ZM85 76H87V75H85ZM156 76H159V75H156ZM155 76V77H156ZM162 76V75H161ZM165 76H167V75H165ZM3 77H4V80H3ZM13 77V76H12ZM105 77V76H104ZM106 77V78H107ZM131 77H133V78H131ZM148 77V76H147ZM10 78V77H9ZM28 78V79H27ZM30 78V79H29ZM48 78H49V80H48ZM54 78V77H53ZM53 78H52V80H53ZM78 78V77H77ZM83 78V77H82ZM89 78H91L90 76H89ZM95 78V77H94ZM102 78V77H101ZM130 78H131V80H130ZM159 78V77H158ZM33 79H34V81H36V82H34L35 83V85H34V87H33ZM41 80L43 79V78H40ZM72 80H73V78H71ZM75 79V78H74ZM92 79H93V77H92ZM98 79V78H97ZM109 79H112V78H109ZM129 81H128V80ZM58 80H56L55 82H57ZM64 80V81H65ZM71 80V81H72ZM78 80H80V79H78ZM82 80V79H81ZM89 81H90V79H88ZM94 80H96V79H94ZM98 80H101V79H98ZM104 80V79H103ZM119 80H121V81H119ZM150 80V79H149ZM153 80V79H152ZM162 80V79H161ZM208 80V79H207ZM4 81V82H3ZM16 81V80H15ZM58 81V82H59ZM68 81V80H67ZM67 81H65V82H63V83H66L67 84ZM75 81H77V80H74V81H72L71 83H74ZM83 81V80H82ZM108 81V80H107ZM157 81H159V80H157L156 79V82ZM17 82V81H16ZM20 82H21V80H20ZM39 82H41L43 85H44V83H43V80L42 81H40L39 80ZM50 82V81H49ZM78 82V81H77ZM81 82V81H80ZM91 82H93V83H97V82H95V81H91ZM162 82V81H161ZM12 83H14V81L12 82ZM29 83H30V85H29ZM62 83V82H61ZM60 83V84H61ZM62 83V84H63ZM71 83H69L68 82V85H71ZM79 83V82H78ZM78 83H74V84H76V86H77V84ZM82 83V82H81ZM92 83V84H93ZM99 83V82H98ZM117 83H116V85H117ZM122 83V84H123ZM146 83V84H145ZM153 83V82H152ZM152 83L149 85L150 87H148V89L147 90H149V88H151V85H152ZM155 83V82H154ZM167 83H166V85H167ZM23 84V83H22ZM21 84V85H22ZM37 84H40V83H37ZM54 84V83H53ZM61 84V85H62ZM86 83H84V85H85ZM91 84V83H90ZM101 84H103V83H101ZM105 84V83H104ZM124 84L122 85V86H124ZM136 84V85H135ZM156 84V83H155ZM165 84V83H164ZM15 85H17V83L15 84ZM18 85L19 86H21L19 83H18ZM43 85H41L40 84V86H42L43 87ZM64 85V84H63ZM80 85V84H79ZM108 85V84H107ZM115 85V86H116ZM119 85H121V84H119ZM127 85H125V87L127 86ZM130 85V86H129ZM203 85L205 86V87H203ZM25 86L23 87L25 90H26V88H25ZM53 86V85H52ZM56 86H58L57 84H56ZM87 86H91V85H89V82H87ZM94 85H92V87H93ZM104 86H106V85H104ZM104 86H103V88H104ZM16 87V86H15ZM50 87V86H49ZM59 87H61V86H58L57 88H59ZM74 87V86H73ZM81 87H83V85H81L80 86V88L79 89H81ZM85 87H86V85H85ZM158 87H159V85H158ZM19 89V87H16V89ZM38 88V87H37ZM51 88V87H50ZM49 88V89H50ZM54 88V87H53ZM76 88V87H75ZM84 88V87H83ZM90 89H88V87L86 88V89H88V90H91V87H89ZM161 87H159V89L158 90H162V89H160ZM162 88L163 89H165V88H167V87H163L162 86ZM175 88V89H176ZM23 89V90H24ZM52 89V88H51ZM54 89H56V88H54ZM85 89V88H84ZM129 91H127V90ZM136 89L134 90V92H136L137 93V91H136ZM174 89V90H175ZM176 89V90H177ZM1 91L2 90H4V89H0ZM37 90V89H36ZM36 90L34 91V93H38V90H37V92H36ZM41 90V89H40ZM53 90V89H52ZM58 90H60V88L58 89ZM57 90V91H58ZM77 90V88L74 90H71L72 91V93H71V96L72 95H74V96H72V97H75L76 95H77V93H78V90ZM101 90V89H100ZM132 90V91H131ZM146 90V91H147ZM166 90V89H165ZM170 88H169V93L171 94V93H173V92H170ZM176 90H175V93H176ZM179 90V91H180ZM10 91H11V89H10ZM42 91H43V88H42ZM68 91V89L65 91V92H67ZM70 91V90H69ZM73 91L75 92L74 94H73ZM80 92L79 93H81L82 91H83V89L82 90H79ZM102 91V90H101ZM101 91H99L98 93H100ZM120 91L118 90V94L119 95H124V93L122 92V93H120ZM127 91V92H126ZM167 91V92H168ZM172 91V90H171ZM199 91V90H198ZM8 93V91L6 90L5 91V93ZM13 92V91H12ZM12 92L11 93H9L8 95H10L9 96V98H8V95H6L5 94V96H4V98H5V100L6 101H8V99H9V103H10V101L12 102V100L14 101V100H17L18 102H19V98L20 97H23V95L25 94L23 91H22V94H20V96H19V93H21V91L20 92H18V94H12ZM17 92V91H16ZM45 92V91H44ZM48 92V91H47ZM54 92V91H53ZM83 92H85V91H83ZM82 92V93H83ZM166 92V91H165ZM164 92V93H165ZM0 93H2V92H0ZM4 93V92H3ZM15 93V92H14ZM78 93V94H79ZM86 93V92H85ZM150 94V96H151V92H149ZM155 94H156V91L154 92ZM158 93V92H157ZM160 93V92H159ZM158 93V94H159ZM169 93H168V95H169ZM175 93H173V96H174V94ZM209 93V94H208ZM38 94H40V93H38ZM52 94V93H51ZM51 94H50V96H48L49 97V101H50V98L52 97L53 98V96H51ZM55 94V93H54ZM54 94H52V95H54ZM58 95H60V93L58 92L57 93ZM56 94V96H58ZM67 94H69V93H67ZM89 94V95H88ZM88 94H86L85 96L86 97H84V99H83V97L82 96H84V95H82L81 97H79V98H81V100H79V98H78V100H75V104L73 103V107L71 106V108H74V109H76V108H78V107H80V106H82L81 104H83L84 102L85 103H89V101L87 102V100L89 99V97H91L90 96V93H88ZM135 94V93H134ZM136 95L135 94V96H136V98L138 97V96H140L141 97V94H139V95ZM158 94H156V95H158ZM181 94V93H180ZM1 95V94H0ZM3 95V94H2ZM22 95V96H21ZM25 95V96H26ZM31 95H33V94H31ZM93 96H94V94H92ZM101 95V94H100ZM124 95V96H125ZM154 94H152V96H153ZM155 95V96H156ZM165 95V94H164ZM202 97L204 96V93L202 92ZM6 96H7V99H6ZM16 96H19V97H17L18 99H16ZM55 96V95H54ZM62 96H64L63 95V93H62ZM61 96V97H62ZM123 96V97H124ZM145 96H146V94H145ZM161 96H162V99L165 97H163V94H161ZM166 96H167V94H166ZM170 97H171V95H169ZM177 96V95H176ZM96 97V96H95ZM99 97V96H98ZM127 97V96H126ZM128 97H129V95H128ZM132 97H133V95H132ZM144 97V96H143ZM160 97V96H159ZM158 97V98H159ZM175 97V96H174ZM205 97V96H204ZM26 98V97H25ZM51 98V99H52ZM71 98V97H70ZM106 98V97H105ZM134 98V97H133ZM139 98V97H138ZM142 98V97H141ZM148 98H151V97H148ZM154 98H156V97H154ZM177 98V97H176ZM2 99V98H1ZM0 99V101H2L3 102V99L1 100ZM22 99V98H21ZM35 99H36V101H38L37 100V96L35 97ZM34 99V100H35ZM48 99V98H47ZM90 99H92V97L90 98ZM89 99V100H90ZM118 99V98H117ZM123 100L124 101V98H121L120 97V100ZM129 99V98H128ZM132 99V98H131ZM144 98H142V100H140L139 99V102H137V103H139L140 104V102H141V105L143 104V101L145 100H143ZM157 99V98H156ZM165 99V101L167 100V97H165L164 98ZM169 99H171V98H169ZM172 99H173V97H172ZM171 99V100H172ZM186 99V98H185ZM27 100V99H26ZM28 100L30 101V102H28ZM27 100V103H28V105H29V103H32V102H35V101H31V100H33V99H28ZM40 100V99H39ZM56 100H57V97H56ZM65 100V99H64ZM72 100V99H71ZM84 100V101H83ZM104 100V99H103ZM113 100H114V98H113ZM113 100H112V102H113ZM119 100V99H118ZM117 100V101H118ZM120 100L117 102V107H115V108H117V109H115V110H117L118 111V109H120L121 110V108H123V110H124V112H125V109H124V105L126 106V103L122 106L121 105V102H120ZM135 100V99H134ZM150 100V99H149ZM148 100V101H149ZM153 100V99H152ZM151 100V101H152ZM176 100V99H175ZM22 101V100H21ZM41 101H43V100H41ZM45 101H47L46 99H44V104H46L45 103ZM68 101H70V99L68 100ZM106 101H107V99H106ZM115 101V100H114ZM132 101H133V99H132ZM131 101V102H132ZM138 101V100H137ZM161 101H163V100H161ZM178 101H180L179 99H178ZM200 101V100H199ZM48 102V101H47ZM56 102V101H55ZM54 102V103H55ZM72 102V101H71ZM70 102V103H71ZM83 102V103H82ZM127 102V101H126ZM154 102V101H153ZM156 102V101H155ZM169 102H171L170 100H169ZM172 102H173V100H172ZM171 102V103H172ZM175 102V101H174ZM196 102H198V101H196ZM202 102V101H201ZM4 103H6L5 101H4ZM20 103V102H19ZM52 103V102H51ZM60 103H61V101H60ZM63 103H64V101H63ZM62 103V104H63ZM80 103V104H79ZM84 103V104H85ZM90 103H91V100H90ZM161 103V102H160ZM170 103V104H171ZM182 104H183V102H181ZM10 104H12V103H10ZM33 104V103H32ZM38 103H36V105H37ZM40 104V103H39ZM48 104H49V102H48ZM109 104V103H108ZM111 104V103H110ZM114 104V103H113ZM112 104V105H113ZM119 104V105H118ZM139 104H137V105H139ZM146 104H148L147 102H146ZM155 104V103H154ZM157 104V103H156ZM177 104H179V103H177ZM182 104H181V106H182ZM3 105V104H2ZM26 105V104H25ZM35 104H33V106H34ZM43 105V104H42ZM112 105H110V106H107L106 105V109H108L107 107H109V109L111 108V106ZM133 106L134 108H133V110L135 109V108H137L138 106ZM141 105H139V106H141ZM153 105V104H152ZM169 105V104H168ZM193 105H195V104H193ZM0 106H1V103H0ZM8 106V105H7ZM23 106V105H22ZM27 106V105H26ZM26 106H24V107H26ZM48 106V105H47ZM147 106V105H146ZM162 106V105H161ZM161 106H160V108H161ZM164 106H166V102H165V104L163 105V108H164ZM179 106H180V104H179ZM180 106V107H181ZM9 108H10V106H8ZM23 107V108H24ZM28 107V106H27ZM29 107H30V105H29ZM38 107H40L39 105H38ZM68 107V109H69V111H70V107L69 106H67ZM113 107H114V105L112 106V109H113ZM119 107V108H118ZM143 107V106H142ZM148 107V106H147ZM150 107V106H149ZM153 107L154 106H151V109L150 110H152L153 111ZM155 107H156V105H155ZM154 107V109H156L157 110V107L155 108ZM193 107V106H192ZM191 107V108H192ZM56 108H57V106H56ZM145 106L143 107V108H141V109H136L137 111H133L132 110V112H134V113H132V115H131V111H128V112H125L126 114L128 113V117L126 118V119H122V121L124 122L125 120L126 121H128V118H129V120L132 122L133 120H131L132 118H134V116H135V120H138L139 118H141L142 116V118H143V120L144 119H146L147 117L146 116H148L147 114L145 115V114H143L142 113V111H143V109H144V111H148V109L146 108V110H145ZM178 108V107H177ZM191 108H190V110H191ZM194 108H196V106L194 107ZM194 108H192V109H194ZM202 108V107H201ZM27 109V108H26ZM42 109H44V106H42ZM48 109V108H47ZM47 109H44V110H46V111H48ZM63 109H65V108H63ZM80 109V108H79ZM131 109V108H130ZM166 109H167V107H166ZM175 109V108H174ZM197 109V108H196ZM20 110V109H19ZM24 111H25V109H23ZM40 111V112H43L42 113V115H41V117H39V115H40V113L38 114V116H36V117H34L33 116V122H36L37 120H38V118H42L43 117V115L44 116H47L45 113H47V112H45V111ZM67 110V109H66ZM71 110H73V109H71ZM83 110V109H82ZM115 110H114V112H115ZM141 110V111H140ZM169 111H170V108L168 109ZM180 110V109H179ZM178 110V111H179ZM10 111V110H9ZM11 111H12V109H11ZM15 111V110H14ZM17 111V110H16ZM21 111V110H20ZM19 111V112H20ZM30 111H34V110H30ZM56 112L58 111V110H55ZM61 111H63L62 109H61ZM60 110H59V112L60 113H56V112H54V110H53V117H55V118H60V117H62L63 116V112H65V111H63V112H61ZM76 111H78V109H76ZM102 111V110H101ZM100 111V112H101ZM105 111H108V110H104L103 109V112H105ZM112 110H110V112H111ZM127 111V110H126ZM138 111H140V113L138 112ZM143 111V112H144ZM167 111V110H166ZM168 111V112H169ZM177 111V110H176ZM175 111V112H176ZM185 111V110H184ZM187 111V110H186ZM189 111V110H188ZM18 112V113H19ZM26 112V111H25ZM24 112V113H25ZM28 112V111H27ZM50 112V111H49ZM49 112H48V115H49ZM75 112V111H74ZM98 112V111H97ZM100 112H99V114H98V116L100 115ZM113 112V113H114ZM119 112V111H118ZM149 112H151V111H148V113ZM164 112V111H163ZM162 111H160V112H156V114H157V118H160L159 116H160V114L161 113H163ZM192 112V111H191ZM190 112V113H191ZM9 114H12V112H8ZM17 113V112H16ZM24 113H22V114H24ZM29 114H30V112H28ZM33 112H31V115H33L32 114ZM66 113H67V111H66ZM70 113V112H69ZM69 113H67V114H69ZM89 113V112H88ZM123 113V112H122ZM164 113H167V112H164ZM172 113V112H171ZM186 113V112H185ZM188 113V112H187ZM195 113V112H194ZM199 113V112H198ZM8 114V115H9ZM27 114V113H26ZM28 114V115H29ZM66 114V115H67ZM73 114V113H72ZM101 114H102V112H101ZM104 114V118H103V115H100V116H102V118L103 119H105L106 118V116L108 115H105V113H103ZM115 114H117L116 112H115ZM138 114V115H137ZM140 114V115H139ZM143 114V115H142ZM151 114V113H150ZM149 114V115H150ZM153 114H154V112H153ZM178 114V113H177ZM183 114V113H182ZM182 114H179V115H182ZM193 114V112L191 113V115ZM196 114V113H195ZM58 115H60V117L58 116ZM65 115V116H66ZM70 115H71V113H70ZM83 115V114H82ZM88 115V114H87ZM109 115H112V113L111 114H109ZM118 115H120V113L118 114ZM131 115V116H130ZM142 115V116H141ZM144 115H145V117H144ZM166 116H168L167 114H165ZM11 116H13V115H11ZM24 117L23 118H26V115H23ZM52 116V115H51ZM71 116H74V115H71ZM114 116V115H113ZM112 116V117H113ZM123 116H124V114H123ZM151 116V115H150ZM154 116V118H155V120H156V117ZM166 116H164L165 118H166ZM197 116H199V115H197ZM199 116V117H200ZM10 117V116H9ZM14 117V116H13ZM52 117V118H53ZM82 117V116H81ZM85 117H86V115H85ZM90 117H91V115H90ZM96 117H97V115H96ZM108 117V116H107ZM110 117V116H109ZM108 117V119L106 120H104L103 121V119L100 117V119H101V121H100V119H99V117H97V118H94V120H93V118H92V120L93 121H91V124H89L90 125V128H91V126H92V122H94V125L93 126H95V127H97L98 126V128H95V129H93V127L91 128V131L93 132V134L94 135H96L97 134V136H94V135H91L90 134V136H91V140L93 139V138H95V139H93V140H95L96 141V138L99 140H97V142H95V141H93L92 140V143L96 146V144L95 143H100L101 145H99V146H97L96 148H99L100 147V150L102 151L103 149H102V144H104V142H106V141H103V143H102V141H100V138L99 137H102V136H105V134H103L104 132H106V129H107V131H108V128H110L109 127V125H114V120H112L111 119V121L113 122L112 124H111V122H109V120H110V118ZM126 117V116H125ZM125 117H123V118H125ZM139 117V118H138ZM153 117V116H152ZM172 118H173V116H171ZM176 117V116H175ZM179 117V116H178ZM177 117V118H178ZM182 117H184L185 118V116L183 115ZM12 118V117H11ZM10 118V119H11ZM64 118V117H63ZM82 118H84V117H82ZM82 118H81V121H85L84 119L82 120ZM131 118V119H130ZM138 118V119H137ZM141 118V119H142ZM151 118V117H150ZM153 118V119H154ZM163 120L165 119V118H163V116L161 117ZM159 119L160 120V122H166V121H162V119ZM168 118H170L169 116H168ZM177 118H175L176 120H178ZM183 118V119H184ZM8 119V118H7ZM44 119V118H43ZM75 119V118H74ZM78 121V123H79V121H80V119L77 117L76 118ZM76 119L74 120L75 122H76ZM4 120H5V118H4ZM56 120V119H55ZM65 119H63L62 120V122H60V126H62L65 122H66V120L64 121ZM73 120V119H72ZM134 120V121H135ZM142 120V121H143ZM147 120V119H146ZM145 120V122H142V124H140V122H141V120H139V121H137L139 124H140V126H139V128L137 127V129H135V128H132L131 130L129 129V127H127L126 125L128 124V122H124V125L125 126H122L121 128H118L117 130L116 129H114L113 128V126H111V136H113V137H118L117 139H118V143L119 144H117L116 146H115V148L118 146V148H120L119 147V145L122 147L121 149H122V152L121 153H123V154H125L124 152V149L125 150H127V148H126V146L128 145V143L130 142V141H132L133 140V138H132V140H128L127 141V137H128V139L129 138H131V136H133V135H135L136 136V138H134V142H135V144H137L136 143V140H138V141H140L139 139H137V134H140V133H142L143 131H145L146 132V129L143 127V126H149L151 123H154L153 121L151 122H149V121H146ZM148 120H150V119H148ZM152 120V119H151ZM158 119H157V121H159ZM171 120V119H170ZM179 120H181V121H184L185 122V120H182V119H179ZM190 120H192V119H190ZM43 121V120H42ZM45 121V120H44ZM46 121H47V119H46ZM61 121V120H60ZM64 121V122H63ZM80 121V122H81ZM98 121H100V123L98 122ZM118 121V120H117ZM194 121H195V119H194ZM71 122V121H70ZM69 122V123H70ZM77 122L76 123H73V121H72V125H73V127H71L70 125L71 124H69V129L68 128H66L65 130H64V132L65 131H67V135L65 136V134H60V131H58L57 129L58 128H55L54 126H56V125H54V124H56L55 122H53V126L52 127H50L49 128V132L48 133H50V134H48V135H50V137L46 134V139L47 138H50V140L51 139H53V140H51L52 142L53 141H59L60 139H61V135L65 138L64 139V141H65V143L66 144H64V147H62V150L63 151H65V149H66V145L68 144V142H66V141H69V139L71 138V136L72 135H70V134H74L73 133V130H74V132L76 131V132H78L77 131V129H75L76 128V125H77ZM95 122H97V123H95ZM102 122H104V124L102 123ZM136 122V124L138 125V123ZM172 122V125H173V121H171ZM174 122H175V120H174ZM178 123H179V121H177ZM199 122L197 123V124H199ZM2 123V122H1ZM83 123H86V122H83ZM82 123V124H83ZM88 123V122H87ZM90 123V122H89ZM99 123V124H98ZM106 123H108V124H106ZM120 123V122H119ZM126 123V124H125ZM133 123V122H132ZM131 123V124H132ZM150 123V124H149ZM158 123V122H157ZM167 123V122H166ZM194 123H196V121L194 122ZM203 123V124H202ZM58 124H59V122H58ZM57 124V125H58ZM95 124H97V125H95ZM101 124L103 125V127L101 126ZM121 124V123H120ZM119 124V126H121ZM123 124V123H122ZM129 124H130V122H129ZM131 124H130V126H131ZM135 124V125H136ZM147 124H149V125H147ZM156 124V123H155ZM176 123H174V125H175ZM180 124V123H179ZM179 124L177 125V126H179ZM2 125H3V123H2ZM79 125V124H78ZM105 125V126H104ZM107 125H108V127H107ZM157 125V124H156ZM158 125H160V123L158 124ZM169 125H171V123L169 124ZM169 125L168 126H166L167 128L169 127ZM172 125H171V127H169V128H172ZM181 125V124H180ZM183 125V124H182ZM181 125V126H182ZM189 125H191L190 123H189ZM196 125V124H195ZM200 125H196L198 128H200ZM4 126V125H3ZM8 126L9 125H6V126H4V127H7L8 128ZM11 126V125H10ZM33 126H34V123H33ZM68 126V125H67ZM100 126V127H99ZM164 126V123L162 124L161 123V129L162 130H164L163 127ZM57 127V126H56ZM116 127H118V126H116ZM132 127H135V126H133L132 125ZM141 127V128H140ZM156 128H152V126H151V128H152V130H151V132L152 133H154L155 131H158L159 130V128H157V126H155ZM184 126H182V128H183ZM191 127H195V126H191ZM191 127L189 126V128L188 127H184L183 128V130L182 131H186L187 133L190 131V133H188V135H190L191 134V132H193L194 133V128H192V130H191ZM7 128H3V130L2 131H0V133H1V139H2V135H3V132L4 131H9V129H10V127L7 129ZM53 128V129H52ZM87 129H89V127H88V124H87V127H86ZM99 128H101V129H104L105 128V130H101V129H99ZM150 128V129H151ZM166 128V129H167ZM168 128V129H169ZM175 128H177V127H175ZM175 128H174V131H176L177 130V134H179V131L182 129L181 127V129L180 128H178V129H176L175 130ZM185 128H188V129H190V130H188V129H186V130H184ZM198 128H196V130H195V132L196 131H198L197 129ZM7 129V130H6ZM12 129V128H11ZM10 129V130H11ZM52 129V130H51ZM68 129V130H67ZM87 129H85V130H87ZM133 129H135V130H137V131H135V133H134V131H133ZM140 129V130H139ZM145 129V130H144ZM154 129V130H153ZM158 129V130H157ZM180 129V130H179ZM194 129V130H193ZM61 130V129H60ZM102 132H101V131ZM130 130V131H129ZM138 130H139V133H138ZM143 130V131H142ZM162 130H160L159 132H162ZM179 130V131H178ZM188 130V131H187ZM53 131V132H52ZM91 131H90V133H91ZM95 131H97L98 133H96ZM104 131V132H103ZM133 131V132H132ZM141 131V132H140ZM148 131V130H147ZM170 131V130H169ZM169 131H167L166 130V133L167 132H169ZM200 131H202V130H200ZM200 131H198V132H200ZM16 131L14 130V133H15ZM72 132V133H71ZM75 132V133H76ZM96 134H95V133ZM110 132L107 134V137H103L104 139H110ZM145 132H144V134H145ZM158 132V133H159ZM204 132V133H205ZM13 133V134H14ZM17 133V132H16ZM103 134V135H101V134ZM129 133H133L132 135H130ZM147 133H150V130H149V132H147ZM147 133H146V135H147ZM157 133V132H156ZM156 133H154V134H156ZM169 133H171V132H169ZM192 133V134H193ZM204 133H202V134H198V135H203ZM208 134H209V132H207ZM5 134V133H4ZM12 134V135H13ZM113 134V135H112ZM116 134V136H114ZM151 134V133H150ZM154 134H151L150 136H152V135H154ZM165 134V133H164ZM183 134V133H182ZM182 134H179L178 136L180 137L179 139H181V137H182V140H184V141H181V142H186V144L188 143H190V142H187V141H185V140H189V139H185V138H189V137H186L185 136V134L186 133H184V135H182ZM191 134V135H192ZM197 134V132L196 133H194L193 135L196 137V136H198V135H196ZM16 135V134H15ZM38 135V134H37ZM158 135H160V134H158ZM171 135L173 136L174 135V132L173 133H171ZM171 135H168V133H167V136H168V138L166 137V135L164 136V138H167V139H169V140H171V141H175L174 139L176 138V140H177V135H176V133H175V138L174 139H172L173 137L171 136ZM182 135V136H181ZM187 135V136H188ZM80 136V135H79ZM78 136V137H79ZM123 137V143H122V141L120 142L119 140H121V138ZM140 137H141V135H139ZM144 136V135H143ZM149 135H147V138H148V140H149V146H151L150 147V149H152V150H149V146H148V144L146 145L147 147H145V149H147L148 148V150L150 151L149 152V154L150 155H152V156H150L149 154H148V156H146V158H145V160L143 159L142 161V166H144V168H146L145 170L146 171H149V173H151L150 174V176L151 177H153V179H154V177H155V175L157 176H159L160 174H162L163 172L162 171H165L164 169H165V165H167L166 167H167V169L169 170V172L170 173H172L171 171H173L174 170V168H176L175 167V165L174 164H180L179 166H181V168H182V171H185L186 170V172L189 174V172H191V171H194V173L196 172L197 174H198V176H195L194 174H191L190 173V175H188L187 177L189 178V179H191V175H193V183H194V181H195V177L197 178L198 177V179L200 178V177H202V176H199V175H201L200 173H202L203 171L204 172H208V170H210L209 168H206V169H208L207 171L206 170H204L205 169V167L206 166H204V168H203V166H199L200 168H202V169H200V170H202V171H200V172H198V171H196V169L198 168V166H197V168H196V166L194 165V162H192L190 159H191V157H190V152H189V150H187V149H184V148H181V149H184V150H181L180 149V147H181V145L180 146H178V148H177V150L175 149L176 148V146H177V142H179L180 140H177L174 144H171L172 145V150L171 151H169V149H168V147H169V143L167 142L168 140H166V144H168V146L166 145V144H164V146L166 147L167 146V148H166V152H167V150L169 151V152H164L163 154H161L162 153V149L164 148L165 149V147H162L161 149H160V151L161 152H159L160 153V155H161V157L163 158H161V157H159L160 158V162H162L161 163V166L159 167V170H154L155 168L156 169H158V167L157 166H159L160 164V162H159V160H158V162H157V160L154 162H151V164L149 163V161L150 160H152V159H155L154 158V155H153V153H155L156 152V145L158 144V146H157V149H159L160 147H161V145H160V147H159V142H157L155 139H153V138H155L154 136H156L157 137V135H154L153 136V138H151L152 140H153V142H154V144H155V146H154V144H150V142H152V141H150V136L148 137ZM163 136H161V138L163 137ZM169 136H171V137H169ZM194 136H192L193 138H194ZM119 137H120V139H119ZM139 137V138H140ZM144 137H146V136H144ZM143 137V138H144ZM185 137V138H184ZM192 137H190L191 139H192ZM205 137V136H204ZM60 138V139H59ZM72 138H73V136H72ZM77 138V137H76ZM116 138L114 139L115 141V143L117 142L116 141ZM126 138V139H125ZM159 138V137H158ZM160 138V139H161ZM163 138V141L165 140ZM171 138V139H170ZM199 139H200V137H198ZM1 139H0V142H1ZM9 139V138H8ZM12 139V138H11ZM75 135H74V138L71 140L72 142H74L75 140ZM79 139H81V137H79ZM88 140V141H90V143H91V140ZM124 139H125V142H127V145L124 143ZM145 139V138H144ZM160 139H158V141H160V142H162ZM198 139V140H199ZM44 140H45V138H44ZM146 140V139H145ZM145 140H144V142H145ZM194 140H196L195 138H194ZM202 140V139H201ZM11 141V140H10ZM9 141V142H10ZM12 141H13V139H12ZM17 142L19 141L18 139L16 140ZM63 141V140H62ZM60 142V143H63V142ZM108 141V140H107ZM171 141H169V142H171ZM193 141V140H192ZM5 142L6 141H4V145H5ZM8 142V141H7ZM20 142V141H19ZM72 142H70V143H72ZM111 142V141H110ZM141 142V141H140ZM143 142V141H142ZM148 141L146 140V143H147ZM262 142H264V141H262ZM16 143V142H15ZM15 143H14V146H15ZM54 143V142H53ZM60 143H55V145H57L58 147H59V144ZM114 143V144H115ZM165 143V142H164ZM193 143V142H192ZM17 144V143H16ZM20 144H21V142H20ZM52 143L50 142V145H51ZM109 144V143H108ZM139 144V143H138ZM144 144V143H143ZM179 144V143H178ZM182 144V143H181ZM187 144V145H188ZM194 145H195V143H193ZM193 144H191L192 146H193ZM198 144V142L196 143V145ZM254 144V145H253ZM262 144H264V143H262ZM10 145V144H9ZM61 145V144H60ZM109 145H111L112 146V143L111 144H109ZM139 145H141V144H139ZM176 145V146H175ZM17 146V145H16ZM48 146H49V144H48ZM53 145H51V147H52ZM62 146V145H61ZM114 146V145H113ZM130 146V145H129ZM138 146V145H137ZM174 146V147H173ZM260 146V145H259ZM6 147H8V145L6 144L5 146H3V145H1L0 144V152H2L3 151V149L5 148L6 149ZM110 147V146H109ZM125 147V148H124ZM139 147V146H138ZM138 147H136V148H138ZM159 147V148H158ZM182 147H185V146H183V144H182ZM186 147H189V145L188 146H186ZM185 147V148H186ZM240 147L242 148L243 147V149H245L244 147H246V149H245V151L246 152H248L247 153V157H246V160H244L245 158L244 157H242L241 156V158H244V159H241V160H239V159H237V160H239V161H236L237 163H235V162H233V164H231V165H228L229 163H227V161H225V164L224 163H222V169L220 168V172L222 173H220V172H217L216 171V166H213L214 164H213V160H212V158H214V157H216V158H214V160H220V158H221V156H223L225 159H226V157H225V155H222V154H224V153H228V155H229V152H232L233 150L235 151V149L237 150L238 148L240 149ZM251 147V148H250ZM13 148V147H12ZM50 148V147H49ZM53 148H54V146H53ZM56 148V147H55ZM115 148H112L111 147V149L110 150H112V149H114V150H112V151H110L109 149H108V151H110V152H112L111 153V155H112V157H114V158H112V159H115L116 157L114 156V155H116L117 156V153H120V149H118L117 148V150L119 151H116L115 150ZM124 148V149H123ZM136 148H134V149H136ZM141 148H143V147H141ZM171 148V147H170ZM5 149H4V151H5ZM17 149V148H16ZM18 149H20V148H18ZM106 149V148H105ZM104 149V150H105ZM128 149H130L129 147H128ZM154 149V150H153ZM178 149H179V151H178ZM190 149V148H189ZM194 149H195V147H194ZM61 150V149H60ZM61 150V151H62ZM107 150V149H106ZM131 150V149H130ZM130 150H128V151H130ZM138 150V149H137ZM144 150V149H143ZM174 150H176V151H174ZM185 150H187V152L185 151ZM191 150H192V147H191ZM190 150V151H191ZM251 150V151H250ZM3 151V152H4ZM141 151V150H140ZM153 153H152V152ZM155 151V152H154ZM181 151H184L183 152V154L184 153H187L186 155H184L185 156V158L188 156V154H189V156L187 157L188 159H185V160H188L189 162L191 161L192 163L190 164V165H192L191 167H190V165L189 166H187L186 165V167L184 166V163L185 162H183V161H185L184 159H182L183 158V154L181 153ZM194 151V150H193ZM193 151H191V152H193ZM233 151V152H234ZM3 152H2V154H3ZM117 152V153H116ZM138 153H139V151H137ZM174 152V153H173ZM181 153V154H179V156L181 157V160H183L182 162H181V160L180 159H178L177 158V155H178V153ZM208 152V151H207ZM232 152V153H233ZM250 152H251V154H250ZM120 153V154H121ZM143 153H144V151H143ZM142 153V154H143ZM171 153L172 155L173 154H175V158H174V155L173 156H171V154H170V156H169V154ZM219 153H222L221 154V156H219ZM123 154H121V156L123 155ZM129 154V153H128ZM146 154V151H145V153H144V155ZM156 154V153H155ZM167 154H168V156H169V158L170 157H172V158H170V161H169V159H168V162H167V160L163 157V156H165L166 155V158L168 157L167 156ZM198 154V153H197ZM209 156H208V155ZM212 154H213V156H212ZM106 155V154H105ZM158 155L159 154H157V156L156 157H158ZM159 155V156H160ZM192 155H193V153H192ZM193 155V156H194ZM205 155H207V156H205ZM210 155L212 156V158H209L210 157ZM216 155V154H215ZM227 155V156H228ZM126 156L127 157H129L127 154H126ZM141 156V155H140ZM139 156V157H140ZM192 156V158H194ZM205 156V157H204ZM219 156V157H218ZM124 157H125V155H124ZM123 157V160L125 159ZM147 157H148V159H149V157H151L152 159H149V161H147L148 159H147ZM202 157H204V158H202ZM218 157V158H217ZM222 157V161H223V158ZM143 158V157H142ZM141 158V159H142ZM159 158H157V159H159ZM111 157H110V162H112L111 160ZM164 159L166 160V162H164ZM177 159H178V162H177ZM210 159L213 161V162H211L210 161ZM122 160V161H123ZM126 160H128V159H126ZM139 160H140V158H139ZM138 160V161H139ZM173 160H175L174 162H172ZM218 160V161H219ZM257 160V161H258ZM262 161H264V159H261ZM125 161V160H124ZM145 161H147V163H149V165L145 162ZM206 161V160H205ZM221 161V162H222ZM262 161H260V162H262ZM121 162V161H120ZM144 162L146 163V164H144ZM170 162V163H169ZM224 162V161H223ZM121 163H123V162H121ZM152 163H158L157 165L155 164V166H154V164L152 165ZM169 163V164H168ZM181 163H182V165H181ZM214 163H217L216 161L214 162ZM235 163V164H234ZM110 164V163H109ZM108 164V168L110 167V165ZM134 164H137V162L136 163H134ZM134 164H133V166H134ZM144 164V165H143ZM163 164H165L164 165V168H162L163 167ZM220 164V162H218V165ZM228 166H234V167H228ZM260 164H262V165H260V166H264V162H262V163H260ZM139 165H141V164H139ZM150 165H151V167L153 168L154 167V169H152V171L153 172H151L150 170L151 169H149V168H151L150 167ZM168 165H169V167H168ZM177 165V167H178V169L180 168L179 166ZM216 165V164H215ZM224 165H225V170H224ZM254 165V164H253ZM252 165V166H253ZM148 166V167H147ZM171 166L172 167H174L173 169L171 168ZM183 166V167H182ZM189 167L190 168H195L194 170H192V169H189ZM143 168V167H142ZM144 168H143V170H144ZM160 168H162V171H161V169ZM183 168H185V170H183ZM189 169V170H187V169ZM227 168H229V169H227ZM125 169V168H124ZM123 169V170H124ZM137 169V168H136ZM149 169V170H148ZM170 169H172L171 171H170ZM178 169H176V172L175 171H173L174 173H172V174H175V173H179V171H177ZM199 169V168H198ZM250 169H251V171H250ZM261 169H264V168H261ZM168 170H166L165 171V173H163L164 175H167V172H168ZM224 170V171H223ZM230 171L229 172V174L228 173H226V172H228V171ZM125 171H126V169H125ZM125 171H124V173H125ZM189 171V172H188ZM226 171V172H225ZM239 171V172H238ZM142 172H144V171H142ZM159 172V173H158ZM168 172V173H169ZM181 172V171H180ZM203 172V173H204ZM211 172V171H210ZM123 173V174H124ZM146 174H148L149 175V173L148 172H145ZM144 173V174H145ZM202 173V174H203ZM225 173V175L226 176H224L223 174ZM241 173H240V175H241ZM119 174V173H118ZM172 174H169V175H172ZM177 174H176V178H177ZM182 174H185V176L187 175L186 173H182ZM196 174V175H197ZM205 173H204V176L206 175ZM228 174V175H227ZM120 175H122V171H121V174ZM138 175V174H137ZM118 176V175H117ZM135 176V175H134ZM143 176H145V175H143ZM142 175H141V177L143 178V179H145L144 177H143ZM175 176V175H174ZM183 176V175H182ZM185 176H183L184 178H185ZM189 176H191V177H189ZM203 176V177H204ZM223 176V177H222ZM235 176V175H234ZM241 176V177H242ZM130 177V176H129ZM169 177V176H168ZM168 177H167V179H168ZM171 177V176H170ZM183 177H180V176H178V178H182L181 180L179 179V183H178V186L179 187H181V185H182V183L183 184H187V183H189V182H186V181H188L189 179H184ZM202 177V178H203ZM230 177H233V175L232 176H230ZM118 178V177H117ZM133 178V177H132ZM159 178H160V176L158 177V183H159ZM162 178H164L165 179V177H162ZM177 178V179H178ZM201 178V179H202ZM222 180H221V179ZM229 178V177H228ZM119 179V178H118ZM117 179V180H118ZM122 179V178H121ZM134 179V178H133ZM148 179V178H147ZM164 179H162V181L164 182ZM166 179V180H167ZM172 179V178H171ZM191 179V180H192ZM198 179L195 181V183L194 184H196L197 186H198V183H199V181H201V180H199L198 181ZM216 179H218V180H216ZM227 179V178H226ZM239 179H240V177H239ZM238 179V180H239ZM253 179H255V182H254V184L251 186L250 184L251 183H249L250 182V180L251 181H254ZM262 179V180H261ZM128 180V178L126 179V180H123L124 182H126ZM138 180V179H137ZM173 180V179H172ZM170 181V183L167 181V183H169L170 184V187L172 186V182L173 181ZM183 180V182H181ZM184 180H186V181H184ZM191 180H190V183H189V185L190 184H192L193 185V183H191ZM204 180H206V178L204 179ZM213 180H215V181H217L216 182V184L214 185V181ZM123 181H121L122 183H123ZM147 181V180H146ZM151 181V180H150ZM154 181V180H153ZM161 181V182H162ZM178 181V180H177ZM177 181H176V179L174 180V182H175V184L177 183ZM208 181H201V182H205V184H204V186L203 185H201L202 186V188H200L201 190L199 191V192H201V193H203V195H204V193H205V191H206V194L205 195H207V193H210L211 191V188L213 187H210V185H212V183L211 184H209V183H207ZM225 181V180H224ZM223 181V182H224ZM261 181V182H260ZM155 182V181H154ZM162 182V183H163ZM186 182V183H185ZM235 182H236V180H235ZM238 183L240 182V180L239 181H237ZM138 183V182H137ZM147 183V182H146ZM149 183H151V185H152V182H149ZM166 183V184H167ZM222 183V182H221ZM261 183V184H260ZM128 184V183H127ZM138 184H140V183H138ZM168 184V185H169ZM174 184V183H173ZM174 184V185H175ZM207 184H209V185H207ZM219 184V183H218ZM236 184V183H235ZM114 185V184H113ZM141 185V184H140ZM150 185V184H149ZM150 185V186H151ZM157 185H159V184H157ZM157 185H155V186H153L152 185V188L153 187H156ZM160 185H161V183H160ZM177 185V184H176ZM175 185V186H176ZM130 186V185H129ZM132 186V185H131ZM148 186V185H147ZM150 186H149V188H150ZM187 186V185H186ZM194 186V185H193ZM125 187H127V186H125ZM134 187H136V186H134ZM138 187V186H137ZM166 187V186H165ZM189 186H187V188L184 186V188H186V189H188V191L190 192L189 194L187 193V191H186V189H185V191L186 192H184L183 193V191H182V193L183 194H187L188 196L190 195V194H192L191 193V191H194V189H196V187L195 188H193V190L191 189V191H190V188H188ZM200 187V186H199ZM206 187V188H205ZM226 187V186H225ZM143 188V187H142ZM141 188V189H142ZM146 188H148V187H146ZM152 188H151V191H150V193L152 192ZM162 188V190H164V184H163V187H161ZM167 188H169V187H167ZM182 188H183V185H182ZM181 188V189H182ZM210 188V189H209ZM218 188H219V186H218ZM220 188H223V187H220ZM232 188V187H231ZM124 189V188H123ZM128 189H130V188H128ZM140 189V188H139ZM139 189L138 190H135V191H139ZM166 189V188H165ZM171 188H169V190H170ZM175 189V188H174ZM202 189L203 190H205V191H202ZM207 189H208V192H207ZM132 191L134 190L133 188L131 189ZM144 190V189H143ZM213 190L215 191L216 189H214L213 188ZM236 190V191H235ZM241 191L240 193H239V191ZM124 191H126V189L124 190ZM123 191V192H124ZM148 191H149V189H148ZM210 191V192H209ZM213 191V192H214ZM217 191V193H218V191L219 190H216ZM221 191H223L222 189H220V192ZM141 192H142V190H141ZM146 192V191H145ZM144 192V193H145ZM155 191H153L152 193H154ZM159 193H160V191H158ZM162 192H164V191H161V193ZM170 192H171V190H170ZM172 192H174L173 191V188H172ZM199 192H197V193H199ZM219 192V193H220ZM224 192V191H223ZM229 192V191H228ZM129 193H131L130 191H129ZM132 193H134V191L132 192ZM137 193V192H136ZM147 193V192H146ZM159 193H157L158 194V196H159ZM169 193V192H168ZM177 194V191L175 190V192H174V195H171V194H173V193H170L169 194V196L171 195L172 196V198L173 199H175V195ZM194 193H196V192H194ZM196 193V194H197ZM218 193V194H219ZM127 195H128V193H126ZM139 194H140V191H139ZM180 194H181V192H180ZM182 194V195H183ZM213 194V193H212ZM228 194V193H227ZM226 194V197H228L229 198V194L227 195ZM127 195H126V197H127ZM136 195V194H135ZM134 195V196H135ZM141 195V194H140ZM167 196H168V194H166ZM193 195V194H192ZM198 195V197L196 198V196ZM197 195H193L192 197H194L195 196V198H193V202H195V199L196 200H199V197H200V195H201V197H203L202 196V194H197ZM208 195H210V194H208ZM166 196V197H167ZM168 196V197H169ZM170 196V197H171ZM174 196V197H173ZM186 196V195H185ZM214 195H212V197H213ZM224 196H225V194H224ZM131 197V196H130ZM166 197H164L163 196V199H165ZM179 197V198H178ZM180 197L181 196H179L178 194H177V197L176 198H178V199H180ZM183 197V196H182ZM181 197V198H182ZM189 197H191V196H189ZM189 197H185V198H187V199H190ZM209 197V196H208ZM221 197V196H220ZM220 197L217 199V198H215V196H214V205H213V203H211V205H213L214 206V209L213 208H209L208 209V207H207V209L209 210V211H211L210 213H211V215H210V213H209V217H211V216H213V215H215V216H213V217H216V214H215V212L213 211V210H217V209H215L216 207H215V205H216V203H217V201H216V199L218 200V202H219V199H220ZM127 198H129V197H127ZM155 198V197H154ZM159 199H160V196L158 197ZM171 198V199H172ZM204 198H206L205 196H204ZM225 198V197H224ZM231 198H232V200H231ZM170 199V198H169ZM182 199H184V198H182ZM201 199V198H200ZM203 199V198H202ZM212 199V198H211ZM254 199V198H253ZM258 199V198H257ZM181 200V199H180ZM180 200H178V201H180ZM256 200V199H255ZM148 201V200H147ZM163 201V200H162ZM169 201H173V200H169ZM168 201V202H169ZM174 201H177L176 199L174 200ZM177 201V202H178ZM183 201H185V200H183ZM191 201V202H192ZM200 201H202V200H199V202L198 203H201L200 205H201V209L204 207L203 206V203L202 202H200ZM251 201V200H250ZM257 202H258V200H256ZM132 202V201H131ZM164 202V201H163ZM182 202V201H181ZM187 202V201H186ZM204 202V201H203ZM212 202V201H211ZM246 202L244 203L243 202V204H240V205H242V206H240L239 205V203L236 205V204H232L233 205V209H232V207H231V209L232 210H234V208H235V210H236V212H235V214L237 215H235L237 218H238V215L240 216V212L242 211V213H245L247 210H249V209H245V204H246ZM252 202V201H251ZM159 202L157 201V204H158ZM185 203V202H184ZM196 203V202H195ZM208 203H209V201H208ZM262 203V202H261ZM163 204V203H162ZM193 205L192 203H189V205ZM210 204V203H209ZM260 204V203H259ZM127 206H128V204H126ZM160 205H161V203H160ZM165 205H167V204H165ZM164 205V206H165ZM188 205V207H190ZM196 206H197V204H195ZM194 205V206H195ZM206 205H207V203H206ZM205 205V206H206ZM219 204H217V208L218 207H221V205L220 206H218ZM239 205V208L237 207ZM247 205V204H246ZM249 205V208H250V204H248ZM178 206V205H177ZM195 206V207H196ZM203 206V207H202ZM260 206V205H259ZM135 207V206H134ZM166 207V206H165ZM193 207V206H192ZM191 207V208H192ZM197 207H199V204H198V206ZM196 207V208H197ZM210 207V206H209ZM248 207V206H247ZM200 208V207H199ZM205 208V207H204ZM203 208V209H204ZM226 208V207H225ZM262 208H264V207H262ZM134 209V208H133ZM142 209V208H141ZM176 209V208H175ZM178 209V208H177ZM181 209V208H180ZM185 209V208H184ZM184 209H183V211L182 212H184ZM187 209V208H186ZM195 209V208H194ZM201 210V211H203V213L204 214H206L205 212H207V210H206V208H205V212H204V210ZM219 209V208H218ZM228 209V208H227ZM227 209H225V210H227ZM231 209L229 208L228 209V211H227V213L229 212V210L231 211ZM145 210V209H144ZM224 209L222 210V211H218V213L217 214H219V216H220V218L219 219H221L222 218V220H224L225 219V216L227 215V213H226V211H225ZM243 210L245 211V212H243ZM138 211V210H137ZM186 211V210H185ZM190 211V210H189ZM208 211V212H209ZM139 212H141L142 213V211H139ZM146 212V211H145ZM188 212V211H187ZM197 212V211H196ZM196 212H191V213H193L192 214V216L193 215H195V213ZM200 212V211H199ZM214 214H213V213ZM232 212V211H231ZM176 213V212H175ZM179 213V212H178ZM248 213V212H247ZM169 214V213H168ZM183 214L184 215H186V214H189V212L188 213H186L185 214V212L184 213H182V214H180L179 213V215H182L183 216ZM200 214V213H199ZM198 214V215H199ZM202 214V213H201ZM203 214V215H204ZM152 215V214H151ZM165 215V214H164ZM176 215V214H175ZM189 215H191V214H189ZM196 215H197V213H196ZM231 215V214H230ZM229 215V216H230ZM232 215H234V212H232ZM242 215V214H241ZM153 216V215H152ZM206 216V215H205ZM243 216H245V214L243 215ZM148 217V216H147ZM186 217V216H185ZM184 217V218H185ZM193 217H195V216H193ZM192 217V218H193ZM235 217V218H236ZM249 217V216H248ZM250 217H251V215H250ZM156 218V217H155ZM183 218V219H184ZM198 218V217H197ZM217 218V219H218ZM234 218V217H233ZM240 218H241V216H240ZM240 218H238V219H240ZM147 219H149V218H147ZM154 219V218H153ZM152 219V220H153ZM173 218H171V220H172ZM185 219H187V218H185ZM191 218H190V216H189V220H190ZM195 219H196V217H195ZM202 219L203 218H201V222H202ZM210 219V218H209ZM211 219H212V217H211ZM210 219V220H211ZM214 219H216V218H214ZM159 220V219H158ZM188 220V219H187ZM233 220H236V219H233ZM233 220L231 221V222H233ZM241 220V219H240ZM154 221V220H153ZM198 221V220H197ZM197 221L196 220H194V222L195 223H197ZM237 221V220H236ZM236 221H235V223H233V224H236ZM147 222V221H146ZM177 222H180V218H179V221H176V223ZM211 222V221H210ZM214 222V221H213ZM230 222V224H232ZM176 223H174L175 225H176ZM186 223H189L188 221H186ZM203 223V222H202ZM218 223H220L219 224V227H225V225H226V223H224L223 222V224L221 225V222H220V220L218 221ZM228 224H229V221L227 222ZM245 223H246V227H245V230H246V228L248 227L247 225H249V224H247V223H249V221H245ZM152 224V223H151ZM154 224V223H153ZM179 224L180 223H177V225L179 226ZM225 224V225H224ZM226 225V227H227V229H229L228 228V226L230 225ZM232 224V225H233ZM209 225V224H208ZM240 225V224H239ZM156 227V226H155ZM173 229L175 230V228H176V226H174L173 225ZM211 227V226H210ZM151 228V227H150ZM152 229V228H151ZM150 229V230H151ZM220 230V229H219ZM244 230V231H245ZM252 230V229H251ZM171 231H173V230H171ZM209 231H211V229L209 230ZM213 231H214V228H213ZM216 231V230H215ZM218 231V230H217ZM169 232L170 231H168V234H169ZM219 232V231H218ZM240 232V231H239ZM170 233H172V232H170ZM209 233H211V232H209ZM212 234H213V232H212ZM211 234V235H212ZM230 234V233H229ZM232 234V233H231ZM210 235V236H211ZM244 235H245V232H244ZM241 236V235H240ZM249 236V235H248ZM217 237H218V235H217ZM215 238V239H218V238ZM211 238H213L212 236H211ZM1 240V239H0ZM249 240H250V238H249Z\"/></svg>",
	"mask_w": 264,
	"mask_h": 264
}]
</instances>
